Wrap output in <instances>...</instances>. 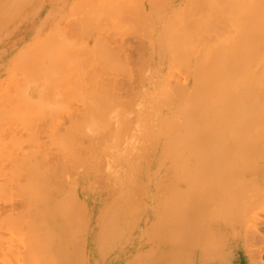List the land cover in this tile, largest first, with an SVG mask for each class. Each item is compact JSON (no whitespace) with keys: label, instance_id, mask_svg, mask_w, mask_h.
<instances>
[{"label":"bare ground","instance_id":"1","mask_svg":"<svg viewBox=\"0 0 264 264\" xmlns=\"http://www.w3.org/2000/svg\"><path fill=\"white\" fill-rule=\"evenodd\" d=\"M14 1H16V0H14ZM14 1L11 0L10 5H12L14 3ZM84 1L87 2V0H84ZM109 1L111 2V0H109ZM131 1L133 2V5H134L133 6L131 4L129 6L131 9L128 8V6L126 5L127 1L125 3L126 6H124V7H123L124 4L121 5L122 4L121 2H123V1H121L120 3L118 2V4H120L121 7H123L122 12L124 11V8L126 9V12L124 11L123 13L118 10V9H120V8H117L118 4H116L117 6L115 5L114 8L113 7L108 8V6H107V8L111 12L110 8H113L115 10V7H116L117 8L116 12L119 11L118 12L119 14L116 13V15L117 14L120 15L121 13L125 15V13L127 14V12H128L127 10H129V9L132 11V12L129 11V13L130 12L133 13L134 11L139 10V11H136L134 13V14H136L135 17L133 16L134 14L130 13L132 15V16H130V14L128 13L129 15L126 16L127 19H125V16H123L121 14L119 16V17H121L120 21H118L119 20V18H118V20H116V23L115 22L114 23H115V25L118 24V25H120V27H122L121 24H119V23L123 24L124 22H127L128 20L130 22L134 21L133 23H131L135 27L132 30H134V32H135V29H136L139 32H141L140 34H143L140 36L141 37L140 42L143 41V43H145V44H146V42L144 40H142L143 36L145 38L150 36V42L148 44L149 51H148L147 55L143 56V54H146V53L142 52V50L147 52L146 45H144L143 43H141L139 45V46H141V49H140L141 52L140 53H143V54L139 53V55H140V58L143 57V59H142V64L140 63L141 62L140 58H139L138 62L140 61L139 63L144 66V67L143 66L140 67L139 72H143V71H140L141 68H142V70L146 71L145 67H148V64L149 65L152 64L155 66L153 68L151 67L152 70L150 73L148 71V73H149V75H151V77H149L147 79V82H145V84L143 85L144 86L142 89L143 92L142 93L139 92V94H142V96L139 95L140 100H137V98H138V96L136 97L137 94L136 95L133 94V96L130 95L132 98L136 97V98H133V100L136 99L135 102L132 101L131 97L125 95L126 97L131 98L130 100L132 101L131 102L128 98H127L128 101L126 100L127 101V103H126L127 107L129 105H131L128 103H132L131 106H133V109L131 106H129L131 108V110H133V112H134V114H132V117H131V113H130V116L126 115V113H128V111L130 109H129V107L128 108H126V106L124 107L125 103L122 104V107H124V109L126 108V110L129 109L128 111L122 110L123 108L121 109L122 111L118 110V106H117V105H119V103H118L116 105L117 110L115 111V109H114L115 113L112 110L109 112L110 114H112L110 116L108 114V112H106V111H108L107 109H109V110L112 109V106L115 104H113L111 106L109 103H115V102H113V101H115L114 98L117 97V95L118 96L123 95L121 93L119 94L118 93L119 91L117 89L114 90L113 92L111 91V90H113V87L112 88H110V87L111 86L116 87V84H118V82L115 78V77L118 78V76L114 77L112 74H114V72L116 71L115 74L122 76L123 75L122 71L125 70L123 68H125V66H128V65H125L126 62L122 61L124 59L122 58L123 53L121 52L120 49H119L120 51L118 49L113 50L114 52L115 51L116 52L115 53L111 52L113 54V55H111L110 51L112 50V48L110 50L109 49L110 46L109 47L107 46V50H110V51H108V52L106 51V53L107 54L110 53L111 57L114 56V54L118 55L120 52L122 53V55H118V57L115 55V57H112V58L109 57V60H107L108 58L106 59V62H109L111 60L107 64V66L109 68H110V66L113 65L111 67L112 69L110 68L111 73H110V70L107 66H102V68H103L102 70L105 72L101 71L99 66L94 64L96 59L94 60L93 64L96 66V70L98 68V70L101 71V72H99V71L95 72V75L97 73L100 74L102 72L104 74L103 73L100 74V75H102L101 76L102 78H100V76H98L99 74H97L98 77H96L93 73L94 76H92V77L99 79V80L97 79V82L99 81L98 85H99V89H100L98 93L100 95H102V97H103V95L105 97H103L104 101L102 99L103 102H101V100L99 101V99L102 98L99 94L98 95L100 98H98V95L97 96L95 95L96 93L92 92L93 95H95V97L94 96H92V97L95 98L96 102H98V101H99V103L101 102L102 105L99 106V104H98L99 109H100V107L103 106L102 107V110H103V108L105 106L103 112L106 109V111H105L106 117L108 115L107 124H108L109 129L110 130L112 129V131L107 130L106 127H103L102 129H101V127L100 128L98 127L100 125H98L99 122H97L98 120H96V119H98L99 115L97 114L98 116H97V118H95L96 112L93 111V108H91L93 111L91 113L93 115H91V114L89 115V110H91L90 106H88L89 107V110H87L88 112L85 110L86 111L85 113H88L87 116H85L86 114H84V111L83 112L81 111L83 113L82 115L79 114L78 111H80L82 109H78V107H76V111L73 114V111L75 110V108H73V105L79 104L78 106L81 107V106H83V104L81 103L82 105H80V103H78L77 98L78 97L82 98V97L80 95L78 96V92H76V90L72 92L69 89V92L68 91L65 92L68 88H70L69 85L71 86V88L75 89V86L74 85H73L74 87L72 86V82H73V84H76L77 81L75 80V83H74V79L73 80L70 79L71 77L73 78V76H71V75L70 76L68 75L69 78L67 75H65L66 76L65 77L64 76L65 70H64V72H61L60 68H62V67H58V66H60V64L63 65L64 67L66 65V62L62 60L63 58L62 59L60 58L62 53L65 52L64 48H63L64 46L62 44H61L62 46L56 45V48H55V44H57L56 41H59L61 43L63 38L60 37L61 39H56V41L53 40L56 43L52 44L51 46H50V44H48V46H50V48H53V45H54V48L56 49V50H54V48H53V51H52V49H50L51 51L49 52V54H48L49 50H47V52L45 51L48 54L49 59H46L47 57L44 58L45 56H47L45 54H44L45 55L44 57L42 56L44 59L47 60L46 62L49 61L48 67H47V64L45 63L47 68L45 69V66H44V69H42L45 71V75H48L49 74L48 72L51 73V72H54V71L56 72L57 70H59V72H57V73L58 74L61 73V75L63 73L62 77L64 76L63 77L64 78L63 79L64 84H66L70 80L69 83H71V84H69L68 86L63 85V82L62 83L60 82L61 84L58 83V84H60L58 87L59 89H61L60 88L61 85L64 87L63 90L66 89L65 91H63L62 89L59 90L62 93V96H61V93L59 92L60 93L59 97H61L64 100V102H61L62 100H59L58 102L67 103L68 105L70 104L69 106L68 105L67 106H68V108H72L71 110L69 109L71 112L68 111V108H67V110L63 109L69 113V115H68V113L66 111H63L61 109L62 112L64 113V115H63V113L61 112V115L64 117H62L60 114L58 115V113H60V111H61L59 109L55 110V111H54V109H52L53 110L52 113L54 112L53 117L54 116L56 117L58 115L57 116L58 119L60 117H62L63 119L67 118L68 120L70 119L69 120L70 125L66 126V128H68L67 129L68 132L66 131V128H65L66 133L65 132L64 133L66 135H72V136H73V134L74 135L77 134L78 136H77V141L74 140L75 145L74 146L72 145L69 147V145L74 143L73 140L65 138V137L63 138V136L59 135V134H61V133H59L61 131H59L57 133V130H55V134L52 132V134L55 135L54 137L57 138V140L55 141V140H53V139H55L54 137H53V139H52V137H50L52 139V141H55V143L57 141L60 142V143L57 142L56 144H52L54 146L53 147L54 148L53 153L57 154L59 152V151L57 152V150L61 149L63 151L60 150L59 154L62 153L63 155L57 154L58 157H60L62 155L61 156L62 158L60 157V159L59 158L56 159L57 158L56 154L54 155L52 153L53 154V156H52V154L47 152V150H46L47 148H44V147L41 148L42 151H40V152L46 151L47 152L46 154L49 155V156L47 155L48 158H50L52 156L57 161L53 158L54 161H53V159H51L52 161L49 160L48 162H50V163H48L47 162L48 159L46 160V158H47L46 156H45V159L40 160V162L43 161L42 162L43 166L47 165V164H49V165L51 164L52 166L50 165V167H49L47 165V166H45V168L47 167L46 169L48 170V167H49V171H50V168H52L53 172L50 173L49 171H47L48 174L51 175L50 176L51 179H49L48 178L49 175L47 174V178L49 180L46 178L45 173L41 172L42 170L40 171L41 174L43 175L42 177H41V174H40V177L37 176V174H36L37 171L34 172L37 176V179L39 180V186L42 185L41 187H43L41 189V188H38L39 186H37V191L39 189V191H40L39 193H43V191H45V190H46V192L48 190L50 192L51 191L50 189L45 188V190H44V187H46L44 185H47V182L50 183L49 182L50 180H51V183H52V181L55 182V183H53L55 185H53V184H52L53 186L48 185V187L49 186H51V187L57 186L58 188L60 186H66L67 183L64 180H68V179L73 180V178L69 177L71 175L70 173H72V171H74V170H75V173H77L76 170H77V168H79V165L81 164L80 163L81 160L84 159V157H83L84 154L83 155L81 154L83 152V150H81L82 151L81 152L79 150V146H78L79 144L82 145V143L81 142L79 143L78 141H79V138H83V139L85 138L84 141L87 139L85 136L82 137V135H80V134H83L82 132H84V130H85L81 127H84L83 124H85V122L87 121V118H86V121L84 123H83V121L85 120V117H88V115H89V116H91L90 122H92V123H94L95 121L96 122H95V124L91 123L92 128H90L91 127V125H89L90 123L89 124L86 123L90 127H87L86 124H85V126L90 129L89 130L90 132H95V131H93L95 129V128H93V126L96 127L98 125L97 127L99 128V131L97 130L98 128L95 130L102 133V135L104 136V137L101 136V138L102 139L104 138V139H103V141H101L103 143V145H102V143H100V145L103 146V150H104V152H106V155L102 152L103 155H105L108 158L106 161L108 162V160H110L106 164V165H108L109 170H108V172H106V173L104 172V173L106 175L110 171V174L112 173L114 176L113 181L116 182V187L114 189L115 190V196L113 195V197H115L117 204L114 203V200L112 203L116 205V208L118 211L117 215H121L119 210L125 211L130 207L129 201H131V200H129L130 199L129 197L136 194V191H134V190H137L136 187L134 190H132L135 192V194L132 191L131 192L133 195H131V193H130V187H132V186L134 187L135 185L137 186V183H134L135 185L133 184V182H137V180H134L135 179L134 177H132L134 179L131 180V175H132L133 171H135L134 173H137V171L135 169L136 168L138 169V167L140 168L141 167L140 164L144 167L143 170H146L148 167L145 165L149 164V163H147V162H149L148 156L151 157V159H152L153 158L152 154H154L155 150H157V149H161V150L163 149L164 150V152H163L164 156H162L160 154V153H162L163 150L162 151L160 150V153L158 155L159 156L161 155V159H163V160H165V158H162V157H166L165 162H166L167 166L166 165L165 166H166L167 170H165V171L163 169H162L163 171L161 170L162 175L165 174V172H166V175L165 176L163 175L162 178L160 177L161 179H158L159 178L158 176L159 175L161 176V173L160 174H155V173H158V171L160 172V170H158V171L153 170V171H155V173H153L154 176L152 175V177H155L157 175L158 178L157 177L155 178V179H157V181L155 180V183H152L153 184L152 186H154V184L155 185L160 184L163 181V179L165 178L164 179L165 185L162 182V184H160L158 186H161V191L163 189H164V191H166V190L167 191L164 192L165 199L162 196L163 191L162 192L161 191H159V192L155 191L154 192V194H155L154 196L156 198H157V196H156L157 194H160V196L158 195L157 199L154 197L156 199L155 202H153V200H155V199H152V202H153L152 205H155L154 207L152 206V210H153V208L155 210V207L157 208L160 206V208L157 209L158 211L155 210L152 212H153V214H157V215H154V219H156V218L159 219L160 217L158 216V214L160 213V210L162 209V207L165 205L164 211L166 210L165 212H167V214L163 213L164 215L165 214L166 215L165 216L162 215L161 218L163 220L167 219V218L168 219H167V221H165V225L163 224V222H162L163 226H162V224L156 225L157 227L160 226L158 229L155 226V224H153L152 222L150 223L152 225V227L150 226L149 228L147 227L148 225H150L149 222H148V225L144 224L146 226L145 231H150V230L152 231L153 230L155 232V234L153 231H152L153 233H151V231H150V233L147 236V235H144V231H142V236H140V235L139 236L140 237L146 236L147 239L144 237L145 238L144 240L146 241V243L144 241H142L145 243V244H142V242L140 241V243H139L140 245L145 246L147 243L153 242L152 237L149 238V236L150 235L152 236V234H154L155 237H153V238L156 241L158 239V237L156 236L158 233L156 234V232L161 229V231H159V234L161 232L163 234L165 229H166L167 233L165 232L166 235L165 234H163V235L165 237L168 236V238L165 239L163 237L164 239H160V240L158 239L161 243H163L162 242L163 240L164 241L166 240L164 243H167L166 253L163 254V259L164 258L166 259L165 260L166 264H264V0H153V1L149 0L150 2L148 1V4H150V3L152 4V5L150 4L152 6V7L150 6L151 10L148 13H146V11H145L144 14H148L147 18L148 19L150 18V19L147 21L149 22L152 19L157 24V29H158L157 33H155V32L148 33L147 32L148 34H146V35L150 34L149 36L144 35L145 34L144 30L147 29L146 26L148 27V25H149V27H150V24L146 23V21H145L146 17L143 19L142 18L143 15L139 14L141 12V9L139 8V6H140L139 2L141 3L143 0H140L139 2L137 1L138 3H136V4H134L136 0L135 1L131 0ZM78 2H80V0H78ZM88 2H89V0H88ZM132 2H130V3H132ZM9 3L10 2L7 3V7H11V6H9ZM78 4H75V5H78ZM92 4H91V10L93 7ZM101 4L102 3H100V4L98 3L97 7ZM109 4L110 3H108V5ZM169 4H171V5H169ZM3 5H0V6L3 7ZM75 5H74V7H75ZM84 5H85V3H84ZM135 5H137L138 9H136ZM18 6H21V5H18ZM111 6H113V4ZM7 7L5 6V8H3V9H5V11H6ZM103 7H106V5H104ZM17 8H19V7H17ZM82 9H83V7H82ZM7 10H8V8H7ZM89 10H90V8H89ZM96 10H97V12H99L97 8H96ZM102 10L107 11L106 9H102ZM8 11H9V13L10 12L12 13V11H10V10H8ZM74 11H75V9H74ZM74 11H73L72 15H75L76 16L75 18H77V15L78 14L80 15V13H81L80 12L81 9L79 10L80 13H78V14L76 13L77 15L74 14ZM1 12H3V14H1ZM82 12H83V10H82ZM86 12H88V11L86 10ZM100 12H101V10H100ZM113 12L114 11H112L111 13H113ZM137 12H139V13L137 14ZM13 13H15V12H13ZM142 13H143V10H142ZM0 14L3 15L2 16L3 18H0V19H3L4 23L6 24L4 18L6 16L7 17L6 20H8L9 15H7V14L4 15V10H0ZM95 14L97 17H99V15H97L98 13L95 12ZM102 14H103V12H102ZM104 14H105V16L104 15L103 16L106 19V13L104 12ZM107 14H108V17H109V15H112L115 17L114 14H110V13H107ZM16 15H15V17H16ZM82 15L83 14H81V17H82ZM86 15H88V14H86ZM103 16H102V20H103ZM138 16L139 17L141 16V19ZM87 17H89V15ZM128 17H129V19H128ZM132 17H133V19H132ZM134 18L135 19L139 18V19H137L138 21L141 20L143 23L144 22L145 23L143 24L142 22H138ZM77 19L78 20H74V21L78 22L80 19V16H78ZM81 19H83V18H81ZM110 19H112V18L110 17ZM69 20H71V19H69ZM72 20H71V22H72ZM3 21L0 20V23L2 22L1 24H3ZM9 21H10V19H9ZM9 21L7 23H10ZM82 21L84 22V20H82ZM89 21H90V19H89ZM97 21H98V19H97ZM99 21H98V24H99ZM104 21L105 22H107V21L103 20L102 23H104V25H105ZM135 21H136V24H135ZM108 22H109L108 24H110V21H108ZM111 23H112V21H111ZM150 23H152V21ZM72 24L75 26V24H77V23H75V24L72 23ZM139 24H141L143 26L142 28L145 27V29L142 30L141 26L139 27ZM80 25H83V23ZM86 25H87V23L84 26L86 27ZM115 25H112L111 27L112 28H113V26L118 27V25L117 26H115ZM151 25H153V24H151ZM92 26H94V25L92 24ZM106 26H107V23H106ZM137 26L141 30L136 28ZM0 27H2V26L0 25ZM4 27L5 26H3V28ZM81 28H83V27L81 26ZM84 28H83V30H84ZM112 28H108L106 30L108 32V35L112 33L113 34L112 36H114V32L110 33V31H111L110 29H112ZM93 29H95V28H93ZM101 29H103V27ZM118 29H119V27H118ZM63 30H64V28H63ZM76 30H78V29H76ZM86 30H84L85 33L86 32L88 33L86 35H89V33H91V31L89 30L90 32H88V30L87 31ZM106 30H105V33H106ZM0 31H1V28H0ZM78 31H79V34L82 32L84 33V31H82V29H80V28ZM138 31H136L135 34L137 33L138 37H139L140 34ZM155 31H157V30H155ZM101 32H100V35L103 34V32H102V34H101ZM53 34L56 35L55 32H53ZM76 34H78V33L76 32ZM76 34H75V36H76ZM105 35H107V34H105ZM108 35H107V37H108ZM79 36L77 38H79ZM46 37H45V42L49 38L48 36H46ZM101 37H103V35ZM67 38H69V37H67ZM73 38H74V36H73ZM73 38L72 39L70 38V39L73 40ZM96 38L99 39L98 36H96ZM49 40H47V42H49ZM94 40H95V38H94ZM73 41H75V40H73ZM78 41H76V42H78ZM96 41H95L96 44L94 43L95 45H97V43H98ZM104 41L105 40L103 39L102 43H105ZM60 43H58V44H60ZM62 43H64V42H62ZM73 43H75V42H73ZM41 44H43V42H41ZM66 44L68 45V47L70 46L69 45L70 43L68 44V42H67ZM66 44H64V45H66ZM75 44H72V45H75ZM67 45L65 46L66 49L68 48ZM95 45L93 48L96 47ZM36 46H35V48L31 49V53L29 50V54H28L29 57H30V55H34V54H32V52H33L32 50L36 49ZM48 46H47V48H48ZM59 46L62 47L60 49L63 51H60ZM86 46H87L86 44L82 45V47L85 49L87 48ZM96 48H98V46ZM104 48H106V47L104 46ZM90 49L91 48H89V52L86 50V53L88 52V54H89ZM92 49H91V51H92ZM95 49H93V50H95ZM98 49H100V47ZM39 50H37L38 51L37 53H39L38 56L40 58ZM100 50H102V49H100ZM54 51H57V52H54ZM66 51H68V50H66ZM72 51L69 50V52L72 53V54L71 53H69V54L72 55L73 58H75L74 55L75 54L77 55V52L81 51V49L77 52L75 51L74 55H73ZM97 51H99V50H97ZM34 52H36V51L34 50ZM45 52H42V53H45ZM60 52H62V53H60ZM94 52L95 51H93V54H94ZM155 52H156L155 58H157V59L153 63L152 61L151 62L149 61L152 58L150 56V54H153ZM37 53H35V54H37ZM58 53H60L61 55H59ZM67 53L65 52V54H67ZM65 54H64V56H65ZM88 54L87 55L83 54V55H84V57L87 56V59L90 60L91 58L90 59L88 58ZM93 54H92V52L90 53V55H93ZM97 54H98V52H97ZM57 55H59V56H57ZM83 55H81V56H83ZM148 55L150 56L149 59L146 58V57H148ZM56 56H57V58L60 59L61 62L59 61V59H58V61L55 60ZM67 56L68 55H66L65 57H67ZM95 56H96V54H95ZM108 56H106V57H108ZM33 57H35V56H32L31 58H29L30 60H28L27 58L25 59L24 62H27L26 60H28V62H29V63L27 62L28 66H27V63H24L26 65L23 66L22 65L23 62L21 64V61L19 63L20 65L18 64L20 67L22 65L23 69L25 70L24 72H23V70L21 72H23L22 73V74H24L23 76L28 77V78L25 77L26 81L28 79L34 80L37 72L38 73L36 75V80H37V77L39 76V74L40 75L44 74L43 73L44 71H42L40 68H38L39 70L37 69L38 71L36 70L38 65H37V67L35 65V68H34V66L31 64V63L35 62V61L31 62V59L32 60L34 59ZM93 57H92V59H93ZM99 57H101V56H99ZM135 57H137V55ZM37 58L38 57L36 56V59ZM51 58H53V59H51ZM96 58H98V57H96ZM119 58L123 64H119V63H121L119 61ZM76 59L78 60L77 57L75 58V60ZM116 59H118V60H116ZM134 59H136V58H134ZM50 60H51V62H50ZM54 60H55V63L59 62L58 66L54 64ZM75 60H74V64L72 63L74 67L76 64H78V63L75 64ZM99 60H101V61H99ZM99 60L98 61H99V63L101 62V64L103 62H105V61H103V59L99 58ZM84 62L86 63V59H85V61H83V63ZM106 62L103 65H106ZM63 63H65V65ZM87 63H88V61H87ZM99 63H98V65H99ZM114 63H116V64H114ZM139 63L137 64L138 66H140ZM29 64H31L33 67L30 66ZM33 64H36V62ZM80 64L81 63H79V65ZM49 65H51V67ZM79 65H78V71H79V68L80 69L82 68V67H79ZM120 65L123 66V68H121L122 71L120 69ZM12 66H13L14 70H16V67H17L18 71H19V69H20L19 66H16L15 68H14V64ZM12 66H10V67H12ZM56 66L58 67V69H56V70L55 69L53 71L47 70V69H49V67L52 69V68H56ZM80 66H82V64ZM83 66L85 67L86 65H83ZM116 66H118L119 69H117L118 67H116ZM39 67H40V65H39ZM64 67H63V69H65ZM70 67H72V66H70ZM74 67H72V69ZM28 68H29V70H27ZM130 68L131 67H126V70L129 69L128 70L129 75H127V77L130 76V78H131L134 75V73H135V75H134V77H135L136 73L138 72L139 67L135 69L137 71L130 69ZM13 69H11V70H13ZM33 69H35L33 72L35 74H33L31 72ZM105 69L108 71H106ZM93 70H95V69L93 68ZM131 70L133 71V73H131L132 72ZM46 71H48V72H46ZM83 71H84V69H83ZM118 71H120V72H118ZM27 72L28 73L30 72V73L28 74ZM69 72H68V74H69ZM72 72L75 73L76 70H74V71L72 70ZM72 72H70V73L72 74ZM89 72H90V70L88 71V74H89ZM92 72H94V71H92ZM92 72H90V73H92ZM41 73H43V74H41ZM107 73H109L108 74L109 77H107L108 76ZM120 73H122V74H120ZM128 73L126 71V74H128ZM138 73H137L138 77L136 76L137 78L136 77L135 78L137 81L139 78L142 77V79H140V82L137 81L140 88H142L141 87L142 85H140L139 83L143 82V80L145 78V75H144L145 72H143L144 73L143 76H141L142 73H140L141 77L138 75ZM146 73H147V71H146ZM30 74L33 77L29 76ZM52 74H54V73H52ZM75 74H77V73H75ZM85 74H86V72H85ZM85 74L83 73V75H85ZM110 74H111V77H110ZM126 74H124V77L126 76ZM49 75H51V74H49ZM103 75L106 78H104ZM29 77H31V78H29ZM41 77H44V75L40 76L39 78L41 79ZM54 77L57 79L62 78V77L58 78L57 76H53L52 77L53 81L50 80V82H49L50 84L47 83L48 86L49 85L51 86L52 83H53L52 86L55 84ZM74 77L77 80L79 79V78H77L78 76L76 77L74 75ZM84 77H86V76H84ZM127 77H125V78H127ZM14 78L13 79L9 78L8 79L9 82L6 81V79H5L6 83H4V84L6 86L4 84H3L4 87L0 86L1 87L0 92L2 93V96L4 95L3 93H5L4 96L7 98V99L5 98L4 100H2V103H1L2 107L0 105L1 110H2V108L5 107V105H3V104L5 102H6V104H8V102H9L11 107H13V105L15 104L14 105L15 109L14 108L11 109L12 114L16 111V109H19L20 111L23 110V112L21 111L22 113H24V111L29 112L30 111V109H29L30 105H33L32 108H34L36 105L33 103L31 104L30 102L26 101L27 105H29L28 103H30L29 108H28V106L26 105V103L23 99L24 98L23 95L18 93L19 90L21 91L23 88H25V84L23 83V80L22 81L20 80L21 76L19 78V75H18L15 78V80H14ZM47 78H48V76H47ZM65 78L67 79V81ZM107 78H109L110 80H108ZM127 79H126V81L134 80L132 78H131L132 80L129 79V77ZM30 80H28L29 82L27 81L28 84L31 82H33V84L35 82H37L36 80H34L35 82L34 81L30 82ZM87 80H89V79H87ZM90 80L88 81L89 85H91V87H94L93 85L96 81L94 82L93 80L92 81H90ZM102 80H104V81H102ZM114 80H116L115 82H117V83L116 84L114 83V85H113ZM16 81H17V83H16ZM46 81H44V84ZM1 82H4V80H2V81L0 80V83ZM39 82H40V80H39ZM39 82H37V83H39ZM78 82H79V80H78ZM82 82H83V80H82ZM90 82H92V83L94 82V83L92 84ZM102 82H105V83H102ZM109 82L112 85L108 84ZM134 83L132 85L131 84L128 85V87L132 88V86H133V89L136 90V86L134 85ZM12 84L15 87L17 85V87H16L17 90L13 86H11ZM79 84L80 83H78V85ZM86 84H87V82L85 84H83V86ZM103 84H105V85H103ZM1 85H2V83H1ZM7 85L9 87H7ZM32 85H31V87H32ZM89 85H87V86H89ZM107 85H109V86H107ZM118 85L120 86V84H118ZM10 86L12 87V89L16 90V93H18V95L20 96L19 98H18V95H17V97H16V95H14L13 92L15 90L10 89L11 88ZM76 86H77V84H76ZM83 86H82V88H83ZM104 86H107V87H104ZM2 87L5 88L3 90L4 92L2 91V89H3ZM20 87L22 89H19ZM78 87H79L78 88V90H79L80 86H78ZM120 87H122V86H120ZM44 88H45V86L41 87V91L43 90L42 93L44 92ZM46 88H45V90H46ZM87 88H88V90L90 89V87H87ZM102 88L105 90V92ZM107 88H110V89H107ZM140 88H138V90H141ZM7 89L9 90L8 92H10V94L8 93V95H7L8 97L6 96L7 91H5ZM55 89H56V86H55ZM55 89H53V91H55ZM23 90H25V89H23ZM88 90H87V92H88ZM93 90L96 91L95 88ZM108 90L110 91L109 93H111L112 95L111 94L108 95V92H107ZM119 90H121V89H119ZM126 90L127 91H125V92L130 93V91H131V94H132L133 90L129 91V89H127V88H126ZM135 90H134V92L137 93ZM50 91L51 90L49 87V93H50ZM84 91L85 90L83 89V91H81L83 93H81V92L80 93L82 95H84ZM46 92H48V89ZM46 92H45V94H46ZM55 92H53V93L56 94ZM63 92L69 94L68 96H69L70 100H68L69 98L66 99L63 97L64 96ZM74 92L77 93L76 96H78V97L76 99H74L75 96H73V98L71 99L72 95H75V94H73ZM40 93L41 92H39V97L42 94V93L41 94ZM49 93H47V95L44 97L45 98L49 97L48 96ZM70 93H71V95H70ZM113 93H114V95H113ZM11 94H12V96H14V98L16 97L18 102L19 101L21 102L23 100L22 102L25 104V105L21 104L24 107L23 109H20V107L16 108V106L18 104H16L15 102L13 103L11 101ZM51 94L52 93H50V95ZM88 94H89V92H88ZM110 95H111L112 99H111ZM4 96H3V98H4ZM51 96H53V94ZM51 96H50L51 99L50 98L49 99L52 100V102L55 101V99ZM121 96H120V98L125 97L124 95L122 97ZM44 97L40 98L42 103H44V101L49 100L48 98H46L47 100L44 99V101H43L42 98H44ZM107 98H109V99H107ZM1 99H2V97H1ZM85 99H87V98H85ZM85 99L83 97V100H85ZM96 99H98V100H96ZM119 99L116 101V103L119 101L121 103H123L122 101L125 100V99H123V100L121 99L122 100L121 101ZM65 100L69 101V103L66 102ZM3 101H5V102L3 103ZM74 101L77 103H75ZM79 101L81 102L82 100L79 99ZM85 101H87L89 103L88 99ZM0 102H1V100H0ZM10 102H12L13 105H11ZM87 102H84V104ZM104 102H106V105L103 104ZM49 103H50V101H49ZM55 104H58V106H60L59 103H55ZM87 104L84 105V109H85V107L88 108L86 106ZM21 105H19V106H21ZM53 105H54V103H53ZM62 105L64 106V104H62ZM88 105H91V104H88ZM25 106H26V108H28L27 110H26ZM63 106H61V107H63ZM6 107H8V105ZM92 107H94V106H92ZM119 107H121V106H119ZM9 108L10 107L7 108L8 109L7 112H9L8 113L9 118H10V115H11V117H15V114L16 115L17 114L23 115V114H21L20 111H19L20 113L17 111L18 113L16 112L12 115ZM5 109H3L4 110L3 111L4 113L2 112L3 115H1V113H0V118L2 116H4V117H2V119L7 117V112H6L7 109L6 110ZM35 109H37V110H35V111L33 110V112L31 111L32 114L29 112L31 115H29V113H27L28 115L26 113H24V115H26V118H29V116L32 118V116H33V119L37 120L40 117L39 114L43 115L41 108H39V109H41V112L38 111L37 107H35ZM47 110L48 109L44 108V111H47ZM94 110H96V109H94ZM131 110H130V112H131ZM34 112L38 114V117H37V114H35ZM49 112H51V111L48 110V114H49ZM55 112H58L57 115ZM65 112H66V114H65ZM77 112H78V114H77ZM100 112H101V110H100ZM103 112H101L102 115H103ZM52 113H50L51 117H52ZM71 113H72V115H71ZM45 114H46V112H45ZM75 114H76V116H75ZM34 115L37 118H34L35 117ZM65 115H67V117H65ZM47 116L46 117L45 116L40 117L41 121L43 118L44 119L50 118L49 116L48 117ZM73 116L76 118L75 120L73 119L74 118ZM92 116H93V118H95L93 120L94 122L92 121ZM53 117H52L51 121L53 120ZM77 117H79V118L77 119ZM129 117H130V120L132 119L131 122L129 121ZM24 118H25V116H24ZM57 118H56V120H57ZM82 118H84V119H82ZM88 119H89V117H88ZM30 120L31 119H29V121L27 120L28 124H29V122L31 123ZM133 120L135 122L134 126L131 125V123L133 124ZM37 121H39V120H37ZM74 121L75 122L77 121V123H74ZM71 122H72V124H71ZM0 123H1V121H0ZM64 123L65 122H63V124ZM103 124H104V122H103ZM75 125H76V128L71 129V128L75 127ZM28 127L30 128V126H28ZM57 127H58V125H57ZM64 127H65V125H64ZM79 128H81L82 130ZM69 131H71V132H69ZM89 131H87V132L85 131L86 132L85 134H87L88 135L87 137H89L88 141H91V140H89L90 134L92 135L93 133H90ZM72 132H73V134H71ZM77 132H79L80 134ZM88 132L90 134H88ZM95 133L97 136L94 134L95 137L93 136L94 139L91 138L92 140H95L96 137L100 136V133H99V136H98L97 132H95ZM31 134H32V132H31ZM85 134H83V135H85ZM56 135L58 137L60 136L61 138L58 139V137ZM79 135H80V137H79ZM32 137H33V134L31 136V139H32ZM64 139H65V141H64ZM72 139H76V137L74 136ZM97 139L99 140V138H97ZM36 140H37V138H36ZM66 140L68 142H66ZM132 140H134V142ZM49 141H51V140H49ZM80 141H82V139ZM88 141L85 142L86 145L90 144ZM97 141H95V143H96V145L99 146L98 142H100V141H98V142ZM32 142H34V139H32ZM36 142H39V140ZM66 143H67V145H66ZM57 144H58V148L56 146ZM92 144H94V141ZM1 145L3 146V143ZM36 145H37V143H36ZM59 145L62 146L63 148L61 147L59 149V147H60ZM83 145L81 147H84ZM55 146H56V149H55ZM76 146H78V147H76ZM89 146H91V145H89ZM120 146H122V147H120ZM71 147H72V149H71ZM66 148H68V149H66ZM69 148L71 150H74L73 148H75L76 150H79V151L78 152L75 150L71 151ZM92 148H94V147H92ZM120 148L124 152L122 150H120ZM4 149H5V151H4ZM97 149L98 148H96L95 150H97ZM43 150H45V151H43ZM65 150H70V151H67V152H69V153H67ZM119 150L122 151L123 153H125L124 155H123V153H121L125 159L123 157H119L117 155L119 153ZM48 151H50V149ZM84 151H85V155H86V153L88 151L85 149H84ZM165 151H166V153H165ZM3 152H6L5 147L3 148ZM24 152H25V150H24ZM51 152H52V150H51ZM72 152H74V155ZM99 152H100V150H99ZM99 152H97V153L99 154ZM75 153H76V155H75ZM90 153H88V155ZM93 153H95V152H93ZM150 153H151V156L149 155ZM66 154H68L69 157L73 156L74 159H73V157H71L70 160H68L69 157H66L67 156ZM98 154H96V155H98ZM101 154H100V156L103 157V155H101ZM111 154L113 155V157L109 158L110 156L108 157L107 155H111ZM144 154L146 155V157ZM78 155L79 156L81 155V157H79ZM125 155H127L128 158H126ZM23 156H26V155H23ZM86 156H85L86 160H87V158L88 159L92 158V156L90 158H89V156H87V158H86ZM105 156L103 157L104 158L103 161H105V158H106ZM39 157H36V159ZM41 157H44V155H42ZM64 157H66V158H64ZM82 157H83V159H82ZM101 157H99L98 160H101L102 159ZM75 159H77L78 161L73 162ZM58 160H61V162ZM64 160H67V162L66 161L64 162ZM154 160H155V157H154ZM88 161H90V160H88ZM91 161L95 162V158H94V160H91ZM159 161L163 162L162 160H159ZM10 162H12V161H10ZM52 162H54V163H52ZM56 162L57 163L59 162V163L57 164ZM72 162L73 163L77 162L80 164H73ZM100 162L105 163V162H102V160ZM100 162H99V164H101ZM27 163L25 164L26 166H27ZM55 163L57 165H55ZM65 163H67L66 166H63ZM88 163L89 162L86 163L87 165L85 163H83V164H85L86 168L88 166ZM7 164H8V162H7ZM53 164H54V166H53ZM68 164H70L72 167H67ZM90 164L93 165L92 162H90ZM99 164L96 165V163H95L94 165H96V167H99ZM163 164L164 163L158 164V166L161 165V167H162ZM29 165H32V163ZM70 165H68V166H70ZM57 166H58V168H57ZM75 166H77V168H75ZM83 166L84 165H82V167ZM104 166H105V164H104ZM104 166H102V168L100 169L101 171H102ZM13 167H14V164H13ZM17 167H19V166H17ZM17 167L15 166V168H17ZM22 167H23V165H22ZM33 167H31V168L34 171ZM66 167L69 168V170L71 171L69 173V176H68V173L64 174V173H66V171L67 172L69 171ZM82 167H81V169H82ZM89 167L90 166H88V169L91 170L92 168L91 167L89 168ZM161 167H157V168L161 169ZM26 168L28 170V166ZM31 168H30V170H31ZM37 168H38V166H37ZM45 168H44V170H45ZM55 168H57L59 170H57ZM72 168H74V169H72ZM157 168H155V169H157ZM2 169L4 170V168H2ZM38 169H36V170H38ZM60 169H64L63 171L61 170L62 172H64L65 170L66 171L64 173H62L60 171ZM83 169H85V167ZM88 169H86V170H88ZM117 169H121V172L119 171V173H121V175L117 174L118 173ZM14 170L15 169H13V171ZM19 170H20V168H19ZM98 170L96 168L94 171L96 172ZM25 171H26V169H25ZM33 171H30V172L32 173ZM58 171H59V173H58ZM101 171H99V172H101ZM2 172L4 173L5 171H2ZM15 173H16V171H15ZM34 173H32V174L35 175ZM37 173H39V172H37ZM145 173L146 172H144L143 175H145ZM17 174H20V173H16L15 175L17 176ZM27 174L28 173L26 172L25 177H28ZM73 174L74 173H72V177H73ZM81 174H84V172H82V170H81ZM110 174H108V175H110ZM9 175L11 176L12 173H9ZM65 175L68 176L67 179H64ZM105 175H103L102 178L106 179L107 177L105 178ZM22 176H24V174ZM53 176H55L56 178H54ZM132 176H134V175H132ZM12 177L16 178L14 176V174H13V176H11V178ZM43 177H44L45 181L41 179ZM81 177H83V176L81 175ZM96 177H99V175L95 176V178ZM145 177L150 178L149 176H145ZM53 178L54 179L58 178L59 180L57 179V181H59L60 183L55 181ZM61 178L63 179V181H61L62 180ZM76 178L77 177H75V179L73 180L76 184L73 182L71 183L75 186H77V184H78L76 182V180H77ZM85 178L87 179V175ZM46 179H47V182H46ZM100 179H101V176H100ZM109 179L111 180V179H113V177H111ZM27 180H30V178H27ZM40 180L42 181L41 183H40ZM118 180L119 181L122 180V182L124 183L125 186H122V185L120 186L119 182H117ZM139 180H138V182H139L138 184L140 185V187H142L143 183L141 180L140 181ZM158 180L159 181L162 180V181H160L158 183ZM32 181L34 182V184H35V182H37L36 180H32ZM91 181L93 182V180H91ZM102 181H105V180H102ZM94 182H95V180H94ZM111 182H107V183H109L108 184L109 186L111 185L110 184ZM148 182H149V180H148ZM27 184L29 185L31 183H29V181H28ZM36 184L34 185L35 188H36ZM96 184H97V186L100 185L97 188H99V190L100 189L102 190V188H100V187H102L104 183L102 182L100 184V181L98 180ZM146 184H150V183H146ZM15 185H17V184H15ZM28 185H26V187H25L26 189L28 188L27 187ZM73 185H70V186H72V188H75V186H73ZM32 186L30 185L28 189H30V187H32ZM67 186H68V184H67ZM70 186H68V187H70ZM112 186H114V185H112ZM164 186H165V188H163ZM91 187H92V185H91ZM166 187H167V189H166ZM63 188H61V189L64 191ZM97 188L95 190H97ZM148 188H150L149 185H148ZM26 189H24V191H26ZM66 189H68V188H66ZM69 189L72 190L71 188H69ZM81 189L84 190L82 187H81ZM81 189L79 191H82ZM103 189L105 190L106 187L105 188L103 187ZM143 189L141 188L139 193H141V191ZM0 190H1V188H0ZM104 190H102V191H104ZM152 190L153 191L154 190H160V188L152 189ZM30 191H32V190L30 189ZM63 191H60L62 195H64L65 192L68 194L67 190L64 191V193H62ZM90 191H91V189H90ZM92 191H91V194H92ZM35 192L36 191H34L33 194ZM46 192H45V196H46ZM49 192H47V194ZM73 192L71 191V193H70V191H69L68 195L72 196ZM106 192H108V191H106ZM160 192L162 193V195ZM20 193H21V191H20ZM27 193H29V192H27ZM27 193H26V195H27ZM57 193H55V191H54V193L52 194V192H51L50 194H52V195L49 197L47 196V197L51 198L53 195H56ZM74 193L76 194V192H74ZM100 194H102V192ZM105 194H103L104 195L103 198L104 197L107 198V196H109V194H106L107 196H105ZM141 194H139V195H141ZM144 194H145V192H144ZM152 194L153 193H150V194L148 193V195H150V198H151V196H153ZM36 195H37V193L34 196H36ZM41 195H42V197H41ZM41 195L40 194L37 195L41 199L40 200L37 198L38 201L40 200V202L36 201L37 203L41 204L40 210H38L39 208H37V211H36V209L35 210L32 209L35 213L33 211H31V213H29V214H17L16 213L17 215H9L7 217L3 215L4 217H6V219L3 217L4 223L6 225H7V222H11L14 225H16L17 227L19 226L23 229H27V228L28 229H35V231L32 232L30 230L31 232L29 231V233H25V235H24L25 237L23 236V239L26 238V239H24L25 240L24 243L23 242H17V239H15V238L19 237V236H16V237L13 236L14 239L16 240V243H15V241H11L14 243H11V244L8 243L9 246L7 243H5V241H2L3 242L2 245L0 244L1 245L0 246L1 247V249H0V251H1L0 252V259L1 260L0 261H2L1 263H3L4 262L3 260L6 259L5 261L6 262L8 261V264H10V261L12 262L11 264H14V262L12 260L17 261L20 258L21 260H18L17 262H19V261L21 262L22 258H24V260L22 262H23V264H25L27 259L24 256L27 255L30 258L33 257V259H31V262H29V263L41 264V263H43V259L41 260L42 257L39 259H36V257H39V255H42V253L39 254L40 253L39 249H40V247H43V249L45 250L44 252L46 253V255H45L46 264H116L117 257L119 254V247H120V245H122L124 242L126 243L127 241H125L126 237H124L125 239L123 238V234H124L123 227L121 225L117 226L116 220H117L118 216H116L114 214L116 211H114L113 209L116 210V208H114V206H112V204H111V198L112 197L109 198L110 203L108 202L109 204L108 203L106 204L108 206L111 204L109 207L112 206L110 208L112 215L109 212V208L107 209L104 207L105 209L108 210L107 213L105 212L106 210H104V208H103V206H105V205H103L101 207V209L99 210L100 212L104 213V215L101 214L99 211H98L99 213H97V214H89V215L86 214V217H87L86 219L88 221L87 224L89 223V226L87 228L86 227L87 225H86L85 226L86 229L83 231L84 227L82 229L74 228V225H77V223H75V222L76 221L78 222L80 219L83 218L80 216L81 218L79 217L80 219H78L76 216L73 215V213H75V211H76V210H73L75 207L72 208L74 205H76L75 203H73V202L68 203L67 202L70 206L73 204L71 207L69 206L70 207L69 208L67 203L59 202V201H63L62 199L59 200L57 198H54L57 200H54L55 202H52V203H54L53 205L60 207L59 209H61L63 207L61 210H57L58 208L55 206L50 207V206H53L52 203L47 205V203L49 202L48 199H45L44 198L45 196H43V194H41ZM129 195H131V196H129ZM139 195H138V197H139ZM34 196H32V197L34 200H36L35 198L37 196L35 198H34ZM29 197H30V194H29ZM59 197H61V196H59ZM65 197H67V195H64V198ZM73 197L75 198V195ZM138 197H137V195H135V198L138 199ZM162 197H163V200L165 201V204H164V201L162 200ZM42 198L45 201L44 203L42 201ZM132 199L135 200L134 196ZM49 200H51V199H49ZM74 200H76V199H74ZM159 200H161L163 202L161 203V201H159ZM30 201L32 202L31 197H30ZM30 201H28V202H30ZM56 201L58 203H56ZM140 201L142 203H144V206L142 207V209H144V207L146 208L147 203L143 202L142 200H140ZM77 202H79V200L76 201V203ZM103 202L105 203L104 200H103ZM24 203H23V205H24ZM60 203L63 205H58ZM127 203H128V205H127ZM131 203L132 202H130V205L135 203V201H133L132 204ZM154 203H156V204H154ZM26 204H27V202H26ZM34 204H35V206L37 205L35 202H34ZM44 204H46L47 208L46 207L44 208V206H45ZM81 204H83V201L81 203V199H80L79 205H81ZM138 204L139 203L137 202V204H135V207H136V205H137V207H139ZM157 204H159V205H157ZM161 204H164V205L162 206ZM65 205H67V208L69 209V211H71V210L73 211V212H71L72 214L60 213L61 211L65 212L63 210L66 207ZM77 205H78V203H77ZM33 206L34 205H32L31 207H33ZM84 206L85 205L83 204L84 209L83 208L82 209L86 212V209ZM133 206H131V209ZM48 207L52 208V210L53 209H56V210L52 211ZM149 207H150V205H149ZM102 208L104 211L102 210ZM139 208L141 209V207H139ZM24 209H26V208H24ZM80 209H81V206H80L79 210ZM112 210L114 213H112ZM41 211L44 213H42ZM54 211H59V212L54 213ZM164 211L162 209L161 213ZM108 212L110 215L108 214ZM78 213L79 212L77 211L76 214H78ZM129 213H131V211H128V213L127 212L125 213L127 215V217L129 216ZM134 213H136V212H134ZM125 214H124V212H122V215L125 216ZM137 214H138V212L136 214L132 213V215L129 216L128 218L133 217V216L135 218H140V216H139L140 214L136 217ZM114 215L116 218L111 217ZM166 216H167V218H166ZM120 218H122V216ZM161 218L159 220H161ZM86 219L84 220V218H83L82 222H80L81 225L86 224L85 222L83 223V221H86ZM119 220H121V219H119ZM137 220L138 219H135V222ZM125 221L126 220L123 219V221H122L123 225H124ZM158 222H160V221H158ZM19 224H21V225H19ZM127 224L129 225L130 223L127 221ZM127 224H125L126 227H127ZM22 225H23V227H22ZM16 226H13V227L16 228ZM24 226L26 228H24ZM131 226H133V225H131ZM164 226H166V227L164 228ZM118 227H122V228H120L122 230H119ZM161 227H163L164 231L162 230ZM153 228H155L156 231ZM75 229H77V230H75ZM78 229L82 230V232L80 233ZM130 229H132V228H130ZM147 229H149V230H147ZM129 230H128V232H129ZM76 231L78 233H76ZM120 231L123 232V234H121L122 236L118 235V234H120L119 233ZM30 233H32L30 237L33 239V241H32V239H30V237H28V234L30 235ZM126 233H127V231L125 232V234ZM162 234H160V235H162ZM126 235L129 236L128 234H126ZM26 236L28 237V240H27ZM156 237H157V239H155ZM8 238H6V240ZM119 238H123L122 241H124V242L121 243L120 242L121 240ZM141 239L142 238H140V239L137 238V241H139ZM149 241H151V242H149ZM159 241H157V242H159ZM71 243H76V246H75L76 249L73 248L74 247L73 245H75V244H72V246H71ZM140 245H139V247H140ZM122 247H123V245H122ZM148 248L150 249V251L152 250V248H150V247H148ZM74 249L76 252L74 251ZM135 254H137V252ZM140 254H141V252H140ZM140 254L139 255L137 254L138 259L140 257ZM7 258H9V259L7 260ZM131 259L137 260L136 257H134V255L132 256ZM37 260H39V261H37ZM20 262L17 264H22ZM29 263H26V264H29ZM3 264H5V262ZM134 264H139V262L138 263L135 262Z\"/></svg>","mask_w":264,"mask_h":264},{"label":"rangeland","instance_id":"2","mask_svg":"<svg viewBox=\"0 0 264 264\" xmlns=\"http://www.w3.org/2000/svg\"><path fill=\"white\" fill-rule=\"evenodd\" d=\"M7 1V2H6ZM14 1V0H13ZM21 1V2H20ZM109 0H89V2H88V0H87V2H85L84 0L82 1V0H80V2H78V0H16V1H14V3L12 4V5H10L11 4V0H0V5H3V7L2 6H0V10H4V15L5 14H7V15H9V18H8V20H6V16H5V18H4V20H5V22H6V24L4 23V21H3V19H0V20H2L3 21V24H1L0 23V25L2 26V27H0L1 28V31H0V80L2 81V80H4V82H1L2 83V85H1V83H0V86H3V84L4 83H6V81H8L9 82V78H16L18 75H19V78H20V76H21V81L23 80V83L25 84V88H23V89H25V90H23L21 87L19 88V89H22L21 91L19 90V94H22L23 95V99H24V101H25V103H26V105H27V102H30L31 104L33 103V104H35L34 106L35 107H37L38 108V111H40L41 112V109H42V113H43V115L42 114H39V116L40 117H46L47 115L50 117L49 119L47 118H43L42 119V121H41V119H40V117L37 119V120H39V121H37V120H35V119H33V116H32V118L29 116V118H26V115H24V113H31L32 114V112H33V110L35 111V110H37V109H35V107L34 108H32L33 107V105H30V103H28L29 105H30V108H29V105H27L28 106V108L30 109V111L29 112H25L24 111V113H22L23 112V110H19V109H16V111L14 112V113H16L17 111L19 112H21V114H23L24 116H25V118H24V116L23 115H16L15 114V117H11V115H10V118L8 117L9 115H8V113L9 112H7L8 111V107H10L9 109H10V111H11V109L12 108H14L15 106V104L13 105L12 104V102L14 103H16V104H18L17 106H16V108H18V107H20V109H23L24 107H23V105H25L22 101L20 102H18L17 101V99H16V97H17V95H18V93H16V90H17V85H16V87L15 86H13V84L11 85V86H13L14 88H16V90L15 89H12V87L10 88V89H12V90H15L13 93H14V95H16V97L14 98V96H12V94H11V101L12 102H10L11 103V105H13V107H11L10 106V104H9V102H8V104H6V102L5 101H3V105H5V107L4 108H2V110H1V107H2V105H1V103H2V100H4L6 97L4 96L5 95V93H3L4 95V98H3V96H2V93L0 92V96L2 97V99H1V97H0V100H1V102H0V105H1V107H0V113H1V115H3L2 114V112L4 111L3 109H5L6 110V112H7V119L6 118H3L2 119V117H4V116H2L0 119V121H1V123H0V188H1V190H0V244L2 245V241H5V243H9V244H11V243H14V242H11V241H15V243H16V240L15 239H17V242H23L24 243V239H26V238H24L23 239V236L25 235V233H29V231L31 230L32 232H34L35 231V229H23V228H21V227H17L16 225H14L13 223H11V222H7V225L4 223V218L6 219V217L7 216H9V215H17V214H29V213H31V211H33L32 209H36V211H37V208H39L38 210H40V203H37L36 201H38V199H40L39 198V196H37V195H41V194H43V196H45V192H46V190H45V188L46 189H50L51 191L49 192V190L47 191V192H49L48 194H47V192H46V196L44 197L45 199H48V203H47V205L48 204H50V203H52V202H55L54 200H57V199H59V200H63V201H59V202H61V203H75L76 205H77V203H78V205L76 206V205H74L72 208H74L73 210H76L75 211V213H73V215L74 216H76L78 219H80L81 217H83L84 218V220L87 218L86 217V214L87 215H89V214H97V213H99L100 211V209H101V207L103 206V205H105V206H103V208L105 207V208H109V212H110V214H111V207L112 206H114V208H116V205L115 204H113L112 202H113V200H114V203H116L117 204V202H116V200H115V197H113V195L115 196V187H116V182L115 181H113L114 180V176H113V174L111 175L110 174V171H109V173L108 174H110V175H108V174H106L105 175V173L106 172H108V165H106L110 160H108V162L106 161L108 158L105 156L106 155V152H104V150H103V146H101L100 145V143H102L101 141H103V139L101 138V136L102 137H104L103 135H102V133H100V132H98L99 131V128L101 127V129L103 128V127H106V129L107 130H110L109 129V127H108V124H107V122H108V119H107V117H108V115H107V117H106V112H108V114L111 116L112 114H110L109 112L112 110V111H114V109H115V111L117 110V107H116V105L119 103V105H117L118 106V110H120V111H122V110H125V111H128L129 109L131 110V108L129 107V106H131L132 105V103H128V104H131V105H129L128 107H129V109L128 110H126V108H128L127 107V101H128V99L130 100L132 97L130 96V95H132L133 96V94H137L136 95V97L138 96V98H137V100H140L139 99V95L140 96H142V94H139V92H143V85L145 84V82H147V79L149 78V77H151V75H149V73L151 72V70H152V68L155 66V65H149L148 64V67H145V69H146V71H147V73H146V71L145 70H142V68H141V70L140 71H143V72H145V74L143 73V72H139V69H140V67H142L143 65H141L142 64V59H143V57L142 58H140V55H139V53L141 52L140 51V49H141V46H139L141 43H143V41L142 42H140V39H141V35H143V34H140L141 32H139L138 30H136L135 29V32L136 31H138L139 32V37H138V34L136 33L135 34V32H134V30H132L133 28H135L134 27V25L133 24H131V23H133V22H130L129 20L127 21V22H124L123 24L122 23H119L118 21H120V19H121V17H119L124 11L126 12V9L124 8V11L122 12V10H123V7L124 6H128V8H130L129 6L132 4L133 5V2L130 0H111V2L109 1ZM121 1H123V2H121ZM126 1H127V4L125 5V3H126ZM135 1V0H134ZM140 1V0H136L135 1V3L134 4H136V3H138V2ZM148 1L149 0H143L141 3L139 2V8L141 9V12L139 13V12H137V14L139 13L140 15H143V19L146 17V19H145V21H146V23H149L150 24V27H149V25H148V27L146 26V30H144L145 32V34L144 35H146V34H148V33H153V32H155V33H157L158 32V29H157V24L151 19L149 22L147 21V20H149L147 17H148V14H144L145 13V11H146V13H148L150 10H151V5L150 4H148ZM153 1V0H152ZM6 2V3H5ZM8 2H10L9 3V6H11V7H7V3ZM18 2V3H17ZM20 2V3H19ZM83 2V3H82ZM91 2V3H90ZM110 3L109 5H108V3ZM118 2L120 3H122L121 5H123V7H121V5L120 4H118ZM129 2V3H128ZM130 2H132V3H130ZM150 2V1H149ZM3 3V4H2ZM17 3V4H16ZM79 3V4H78ZM82 5H81V4ZM84 3H85V5H84ZM93 3V4H92ZM98 3L100 4V3H102L101 5H99L98 7H97V5H98ZM154 3V2H153ZM16 4V5H15ZM75 4H78V5H75ZM91 4L93 5V7H92V10H91ZM113 4V6H111ZM116 4H118V6L116 5ZM18 5H21V6H18ZM74 5H75V7H74ZM89 7H88V6ZM104 5H106V7H103ZM117 6V8H120V9H118L120 12H122L120 15H118L119 13V11L118 12H116L117 11V8L115 7V10L113 9L114 8V6ZM120 5V6H119ZM138 5V4H137ZM137 5H135L136 6V9H138V7H137ZM169 5H171V4H169ZM5 6L8 8V10H10V11H12V13L10 12L9 13V11L7 10V8H6V11H5V9H3V8H5ZM16 6V7H15ZM77 6V7H76ZM107 6H108V8L109 7H113V8H110V10H111V12L112 11H114L113 13H111L110 11H109V9L107 8ZM134 6V5H133ZM151 6V7H150ZM13 7V8H12ZM17 7H19V8H17ZM79 7V8H78ZM81 7V8H80ZM82 7H83V9H82ZM10 8V9H9ZM15 8V9H14ZM89 8H90V10H89ZM95 8V9H94ZM96 8L98 9V11L99 12H97V10H96ZM101 8V9H100ZM135 8V7H134ZM149 10H148V9ZM13 9V10H12ZM74 9H75V11H74ZM81 9V13L79 12V10ZM102 9H108L107 11H105V10H102ZM131 9V8H130ZM127 10L128 12H127V14L125 13V15L124 14H122L123 16H125V19H127V15H129L132 11L131 10ZM135 9V10H136ZM24 10V11H23ZM82 10H83V12H82ZM86 10L88 11V12H86ZM100 10H101V12H100ZM134 10V9H133ZM142 10H143V13H142ZM8 11V12H7ZM23 11V12H22ZM73 11H74V14H78V13H80V15L78 14H76L77 15V18H78V16H80V19L81 18H83V19H79V21L77 22V21H74V20H78L77 18H75L76 16L75 15H72L73 14ZM77 11V12H76ZM94 11V12H93ZM129 11H131L130 13H129ZM136 11H139V10H136ZM136 11H134L133 13H131V14H134ZM6 12V13H5ZM13 12H15V13H13ZM95 12L96 13H98L97 15H99V17H97L96 16V14H95ZM102 12H103V14H102ZM104 12L106 13V19L104 18V16H105V14H104ZM88 14L89 15V17H87L88 15H86V14ZM92 13V14H91ZM95 15H94V14ZM107 13H110V14H114L115 15V17L114 16H112V15H109V17H108V14ZM116 13H118L117 15H116ZM129 13V14H128ZM1 14H3V12H1ZM0 14V18H3L2 16L3 15H1ZM17 14V15H16ZM81 14H83L82 15V17H81ZM91 14V15H90ZM130 14V16H132ZM15 15H16V17H15ZM86 15V16H85ZM104 15V16H103ZM135 15L136 14H134L133 16L135 17ZM145 15V16H144ZM13 18H12V17ZM102 16H103V20H106L107 22H105V25H104V23H102L103 22V20H102ZM129 16V17H130ZM91 17V18H90ZM97 17V18H96ZM110 17L112 18V19H110ZM129 17H128V19H129ZM137 17V16H136ZM139 17V16H138ZM12 18V19H11ZM87 18V19H86ZM109 20H108V19ZM118 18H119V20H118ZM123 18V17H122ZM140 19H141V16L139 17ZM139 18H137V19H139ZM9 19H10V21H9ZM69 19H73L72 20V22H71V20H69ZM89 19H90V21H89ZM95 19V20H94ZM97 19H98V21H99V24H98V21H97ZM124 19V20H125ZM132 19H133V17H132ZM135 19V18H134ZM137 19H135L136 21H138ZM82 20H84V22L82 21ZM86 20V21H85ZM94 20V21H93ZM116 20H118L117 22L119 23V24H121V26L122 27H120V25H118V27H119V29H118V27H114L113 26V28L111 27L112 25H115V23H116ZM131 20V19H130ZM10 22V23H7V22ZM108 21H110V24H108L109 22ZM111 21H112V23H111ZM136 21H135V24H136ZM144 21V20H143ZM152 21V23H150ZM70 22V23H69ZM115 22V23H114ZM138 22H142L141 20L140 21H138ZM137 22V23H138ZM72 23H77V24H75V26L72 24ZM83 23V25H80V24H82ZM87 23V25H86V27L84 26L85 24ZM94 25V26H92V24ZM106 23H107V26H106ZM143 23V22H142ZM145 23V22H144ZM143 23V24H144ZM112 24V25H111ZM151 24H153V25H151ZM91 25V26H90ZM98 25V26H97ZM104 25V26H103ZM117 25H115V26H117ZM138 25V24H137ZM146 25V24H145ZM3 26H5L4 28H3ZM81 26L84 28H86L87 30H88V32H90L91 31V33H89V35H86V34H88L87 32L85 33V31L84 30H86L85 28H84V30H83V28H81ZM106 26V27H105ZM141 26V28L143 27L141 24H139V27ZM7 27V28H6ZM88 27V28H87ZM90 27V28H89ZM103 27V29H101ZM112 28V29H110L111 31H110V33L111 32H114V36H112L113 34L111 33V34H109L108 35V32H107V30L106 29H108V28ZM139 27L137 26L136 28H138L139 29ZM3 28V29H2ZM63 28H64V30H63ZM79 28L80 29H82V31H84V33L82 32V33H80L79 34ZM93 28H95V29H93ZM72 31H71V30ZM76 29H78V30H76ZM143 29H145V27L144 28H142V30ZM76 30V31H75ZM86 30V31H87ZM90 30V31H89ZM99 30V31H98ZM105 30H106V33H105ZM113 30V31H112ZM128 30V31H127ZM139 30H141V29H139ZM155 30H157V31H155ZM64 31V32H63ZM81 31V30H80ZM103 32V34H102V32ZM150 31V32H149ZM53 32H55V34L56 35H54L53 34ZM76 32L78 33V34H76ZM100 32H101V34L103 35V37H101L102 35H100ZM148 32V33H147ZM75 34H76V36H75ZM105 34H107L108 35V37H107V35H105ZM80 35V36H79ZM105 35V36H104ZM150 35V34H149ZM149 35H146V36H149ZM46 36H48L49 38L47 39V40H49L51 37L53 38H51L50 40H49V42H47V40H46V42H45V37ZM58 36V37H57ZM73 36H74V38H73ZM79 36V38H77ZM96 36H98V38L100 39H97L96 38ZM130 36V37H129ZM56 37V38H55ZM60 37H62L63 39H62V41H61V43L59 42V41H56V39H61ZM67 37H69V38H67ZM101 37V38H100ZM138 37V38H137ZM47 38V37H46ZM73 38V40H75V41H73V40H71V39ZM94 38H95V40H94ZM120 38V39H119ZM127 38V39H126ZM136 38V39H135ZM148 38V39H147ZM147 38H145L144 36H143V39L142 40H144L145 42H146V44L145 43H143L144 45H146V49H147V52L146 51H143L142 50V52H145L146 54H143V53H140V54H143V56L144 55H147L148 54V51H149V49H148V44H149V42H150V36L149 37H147ZM44 41H43V40ZM79 41H78V40ZM103 39L105 40L104 42L105 43H102L103 42ZM42 40V41H41ZM53 40H55L56 42H57V44H55L56 42L55 41H53ZM97 40V41H96ZM99 40V41H98ZM138 40V41H137ZM76 41H78V42H76ZM95 41L96 42H98L97 43V45H95L96 43H95ZM101 41V42H100ZM41 42H43V44H41ZM62 42H64V43H62ZM68 42V44L70 45L69 47H68V45L66 44V43ZM73 42H75V43H73ZM100 42V43H99ZM110 42V43H109ZM140 42V43H139ZM58 43H60V44H58ZM95 43V44H94ZM108 43V44H107ZM139 43V44H138ZM41 44V45H40ZM48 44H50V46L52 45V44H55V48H56V45L58 46V45H63L64 47V51L67 53V54H65V52L64 53H62V52H60V53H62V55L60 54V53H58L59 55H61V59L63 60V61H65L66 62V65H65V63H63L64 65H65V67L63 66V65H61L60 64V66H58L59 65V62H57L58 61V59L59 58H57V56H59V55H57L56 56V58H55V60H57L56 62L57 63H55V60H54V64L55 65H57L58 67H62V68H60V71L61 72H64V70H65V72H64V76L65 75H71V76H73V78L71 77L70 79L71 80H73L74 79V83H75V80L77 81V86H76V84H73V82H72V86L74 85L75 86V89L74 88H71V86L69 85V84H71V83H69L70 82V80L66 83V84H64V76L62 77V75H63V73H62V75H61V73L60 74H58L57 72H59V70H57L56 72L54 71V72H48V71H46V72H48L49 74H51V75H45V71L44 70H42V69H44V66H45V69L48 67V63H49V61L48 62H46L47 60L46 59H49L48 57V54H49V52L51 51L50 49H52V51H53V48H54V45H53V48H50V46H48ZM64 44H66L67 45V49H66V45H64ZM72 44H75V45H72ZM84 44H86L87 46V48L85 49V48H83L82 47V45H84ZM99 44V45H98ZM104 44V45H103ZM106 44V45H105ZM37 45V46H36ZM48 46V48H47V46ZM61 45V46H62ZM72 45V46H71ZM94 45L97 47L98 46V48L100 47V49H102V50H100V49H98V48H93L94 47ZM101 45V46H100ZM103 45V46H102ZM35 46H36V49L37 50H39L40 48V50H39V52H40V58H39V53H37L38 51L36 50V49H33L32 51L34 52V50L36 51V52H32V54H34V55H30V57H29V50H30V53H31V49L32 48H35ZM41 46V47H40ZM104 46L106 47V48H104ZM107 46L109 47L110 46V50H111V48H112V50L110 51V50H107ZM119 46V47H118ZM82 47V48H81ZM138 47V48H137ZM140 47V48H139ZM143 47V46H142ZM43 48V49H42ZM45 48V49H44ZM47 48V49H46ZM54 48V50H56ZM60 48H62V47H60L59 46V49ZM89 48H93V49H95V50H93L92 49V51H91V49H90V53L92 52V54H93V51H95L94 52V54L93 55H90V53L88 54V52H89ZM77 49V50H76ZM81 49V51H79ZM83 49V50H82ZM85 49V50H84ZM116 49H120L121 50V52L123 53V59L124 60H122V61H125L126 62V64L125 65H128V66H125V68H123V66H121L120 65V69L121 68H123V69H125L126 70V67H131L130 69H133V70H135L136 68H138V75L140 76V73H142V75L141 76H143V74L145 75V78H144V80H143V82H141V83H139L140 85H142L141 87L142 88H140V86L138 85V82L137 81H139L140 82V79H142V77L141 78H139L137 81H136V78L138 77L137 76V73H136V78L134 77V75H135V73H134V75L131 77L132 79H134V80H132L131 78H130V76H128L129 77V79H131L132 81H126V79L128 78L127 77V75H129V69H127L126 71H127V73L128 74H126V71L124 70V71H122V69H121V71L123 72V75L121 76V75H117V74H115L116 73V71L114 72V74H112L114 77L115 76H118V78L117 77H115L116 78V80H117V82H118V84H120V86H122V87H120L118 84H116L117 82H115L116 80H114V82H113V85H114V83L116 84V87L115 86H111L110 88H112L113 87V90H111L112 92L114 91V90H118L117 92L120 94H123L124 96L125 95H127V96H129V97H131V98H129V97H123V98H120V96H118L117 95V97H115L114 99H115V101H113V102H115V103H109L111 106L113 105V104H115V105H113L112 106V109H107L108 111H106V109H105V111L103 112V110H104V108H105V106H104V108H103V110H102V107H100V109H99V106L100 105H102L101 104V102H103L104 101V99H103V97H105L104 95H103V97H102V95H100L98 92H99V85H98V83H99V81L97 82V79L98 78H95V77H92V76H94L95 75V72H97V71H99L98 70V68H97V70H96V66L95 65H97V66H99V68L101 69V71H103L102 69V66H107V64L111 61H109V62H106V59L107 60H109V57L110 58H112V57H115V55L116 54H114V56H110V53L112 52H114L113 50H116ZM144 49V48H143ZM44 50V51H43ZM47 50H49L48 51V54L46 53L47 52ZM66 50H68V51H66ZM69 50H73L72 52H73V55H74V52L76 51H79V52H77V55L75 54L74 56H75V58L77 57L78 58V60L76 59L75 60V58H73V56L72 55H70L69 53H71V52H69ZM86 50L88 51L87 53H86ZM97 50H99V51H97ZM119 50V51H120ZM46 51V52H45ZM58 51V50H57ZM57 51H54V52H57ZM60 51H63V50H61L60 49ZM98 52V54H97V52ZM106 51L108 52V51H110V53H106ZM42 52H45V53H42ZM116 52V51H115ZM114 52V53H115ZM120 52V53H121ZM35 53H37V54H35ZM53 53V52H52ZM101 53V54H100ZM105 55H103V54ZM111 53V55H113ZM119 53V52H118ZM118 54V55H122V53L121 54ZM42 54V55H41ZM47 55V56H45V55ZM56 54V53H55ZM64 54H65V56L66 55H68L67 57H65L64 56ZM72 54V53H71ZM87 55L88 54V58L90 59V60H88L87 59V56H85L84 57V55ZM95 54H96V56H95ZM100 54V55H99ZM54 55V54H53ZM52 55V56H53ZM80 55V56H79ZM81 55H83V56H81ZM109 55V56H108ZM118 55H116L117 57H118ZM125 55V56H124ZM137 55V57H135ZM32 56H35V57H33L34 59L32 60L31 59V62H33V61H35L36 62V64H33V63H35V62H33V63H31L33 66H34V68H35V65H36V67H37V65H38V67L36 68V70L38 69V68H40L42 71H44L43 73H41V74H43L44 75V77H41V79L39 78L40 76H43V75H40L39 74V76L37 77V80H36V75H37V73H36V75H35V78H34V80H36L37 82H39V80H40V82L39 83H37V82H35L33 79L32 80H30V79H28V80H30V82L31 81H34L35 83L33 84V82H31V83H27V81H26V78H28V77H26V76H23L24 74H22L25 70L23 69V67H22V65L23 66H25L26 64H24V63H27L28 62V60H30L29 58H31ZM36 56L38 57L37 59H36ZM44 58H46V59H44ZM51 56V55H50ZM55 56V55H54ZM65 58H64V57ZM93 57V59H92V57ZM99 56H101V57H99ZM106 56H108V57H106ZM142 56V55H141ZM150 56L153 58H151L149 61L151 62H153L154 63V61H156V59L157 58H155L156 57V52L155 53H153V54H150ZM150 56L148 55V57H146V58H150ZM29 57V58H28ZM84 57V58H83ZM96 57H98V58H96ZM121 57V56H120ZM28 59V60H26L27 62H24L25 61V59ZM44 60H43V59ZM99 58L100 59H103V61H105L106 62V65H103V64H105V62H103L102 64H101V62L99 63V61H101V60H99ZM121 58V59H122ZM134 58H136V59H134ZM139 58H140V60H141V64L138 62V60H139ZM51 59H53V58H51ZM80 59V60H79ZM85 59H86V63L84 62L83 63V61H85ZM96 59V60H95ZM74 60H75V64L76 63H78V64H76L75 65V67L73 66V64H74ZM83 60V61H82ZM92 60V61H91ZM94 60H95V65L93 64V62H94ZM99 60V61H98ZM113 60V59H112ZM116 60H118V59H116ZM145 60V59H144ZM147 60V59H146ZM20 61H21V64H22V62H23V64L21 65V67L19 66L20 64ZM38 61V62H37ZM59 61H60V59H59ZM62 61V62H63ZM81 61V62H80ZM87 61H88V63H87ZM99 63V65H98V63ZM119 61L121 62V60H120V58H119ZM118 61V62H119ZM128 61V62H127ZM40 62V63H39ZM50 62H51V60H50ZM53 62V61H52ZM61 62V61H60ZM116 62V61H115ZM29 63V62H28ZM28 63H27V66H28ZM39 63V64H38ZM45 63L47 64V67H46V65H45ZM73 63V64H72ZM79 63H81L82 64V66H80L79 65ZM97 63V64H96ZM117 63V62H116ZM116 63H114V64H116ZM140 64V66H138L137 64ZM14 64V68L16 67V66H19V71H18V68L16 67V70H14L13 69V65ZM17 64V65H16ZM19 64V65H18ZM31 64H29L30 66H32ZM101 64V65H100ZM119 64H123L122 62L121 63H119ZM118 64V65H119ZM134 64V65H133ZM39 65H40V67H39ZM53 65V64H52ZM78 65H79V67H82L81 69L79 68V71H78ZM83 65H86L85 67L83 66ZM94 65V66H93ZM110 65V64H109ZM10 66H12V67H10ZM29 66V67H30ZM32 66V67H33ZM43 66V67H42ZM50 67H51V65H49ZM54 66V65H53ZM56 66V68H50L49 67V69H47V70H56V69H58V67ZM70 66H72V67H74L73 69H72V67H70ZM101 66V67H100ZM113 66V65H112ZM112 66H110V68L112 67ZM55 67V66H54ZM63 67L65 68V69H63ZM108 67V66H107ZM116 67H118V66H116ZM144 67V66H143ZM152 67V68H151ZM10 68V69H9ZM25 68V67H24ZM69 68V69H68ZM91 68V69H90ZM93 68L96 70H93ZM105 68V67H104ZM109 68V67H108ZM107 68V69H108ZM110 68H109V70H110ZM150 70H149V69ZM10 71H9V70ZM11 69H13V70H11ZM32 69V68H31ZM63 71H62V70ZM68 69V70H67ZM83 69H84V71H83ZM88 69V70H87ZM112 69V68H111ZM114 69V68H113ZM117 69H119V67L117 68ZM23 70V72H21ZM27 70H29V68L27 69ZM34 70L35 69H33L31 72L33 73L34 72ZM39 70V69H38ZM37 70V71H38ZM72 70L74 71V70H76V72L75 73H77V74H75V73H73L72 72ZM87 70V71H86ZM90 70V72H92V71H94V72H92V73H90L89 72V74H88V71ZM106 70V69H105ZM116 70V69H115ZM72 72V74L70 73V72ZM82 71V72H81ZM101 71H99V72H101ZM106 71H108V70H106ZM132 71V70H131ZM135 71H137V70H135ZM148 71H149V73H148ZM41 72V71H40ZM39 72V73H40ZM68 72H69V74H68ZM85 72H86V74H85ZM103 72H105V71H103ZM102 72V73H103ZM118 72H120V71H118ZM28 73V72H27ZM26 73V74H27ZM30 73V72H29ZM28 73V74H29ZM52 73H54V74H52ZM83 73L85 74V75H83ZM93 73H94V75H93ZM102 73H100V74H102ZM110 73H111V70H110ZM113 73V72H112ZM131 73H133V71L131 72ZM33 74H35V73H33ZM77 77V78H79L78 80H79V82H78V80L74 77V75ZM97 74H99V73H97ZM97 74L95 75L96 77H98V76H100V78H102L101 76L102 75H98L97 76ZM104 74V73H103ZM109 73H107V75H108ZM119 74V73H118ZM120 74H122V73H120ZM124 74H126V76L125 77H127V78H125L124 77ZM90 75V76H89ZM106 75V74H105ZM131 75V74H130ZM148 75V76H147ZM28 76V75H27ZM29 76H31V74L29 75ZM47 76H48V78H47ZM53 76H57L58 78L59 77H62L60 80L59 79H57V78H55L54 77V80H55V84L52 86V84H51V86L49 85L48 86V84H50L49 82H50V80H52L53 81ZM69 76H68V78H69ZM83 76V77H82ZM84 76H86V77H84ZM112 76V77H113ZM26 77V78H25ZM31 77H33V76H31ZM31 77H29V78H31ZM46 77V78H45ZM66 77V76H65ZM103 77L104 78H106L104 75H103ZM107 77H109V75L107 76ZM110 77H111V74H110ZM15 78H14V80H15ZM44 78V79H43ZM84 78V79H83ZM5 79H6V81H5ZM18 79V78H17ZM43 79V80H42ZM48 81H46V80ZM66 79V78H65ZM86 79V80H85ZM87 79H91L90 81H96L95 83H94V87H91V85H89V80H87ZM108 80H110L109 78H107ZM124 79V80H123ZM42 80V81H41ZM82 80H83V82H82ZM99 80V79H98ZM112 80V79H111ZM123 80V81H122ZM128 80V79H127ZM12 81V80H11ZM44 81H46L45 82V84L48 86H46L45 84H44ZM66 81H67V79H66ZM65 81V82H66ZM87 82V84L86 85H84L83 86V84H85L86 82ZM101 81V80H100ZM102 81H104V80H102ZM107 81V80H106ZM113 81V80H112ZM111 81V82H112ZM7 82V83H8ZM29 82V81H28ZM63 82V85H65V86H68L69 85V87L70 88H68L66 91L65 90H63L64 89V87L61 85L60 86V88L63 90V91H65V92H69V89H70V91H75L76 90V92H78V96L80 95L82 98H79L78 96H76L77 95V93L76 92H74L73 94H75V95H72V97H71V99L73 98V96H75V98L74 99H76L77 97V100H78V103H80V105H82L83 104V106H81V107H79L78 105L79 104H74L73 105V108H75V110L73 111V114H74V112L76 111V107H78V109H82V110H80V111H78L79 112V114H83L82 112L84 111V114H86L85 116H87V114L88 113H85L87 110H89V107L88 106H90V109L91 108H93V111H95L96 112V117L95 118H97V116H98V119H96V120H98L97 122H99V124L98 125H100V126H96V127H94L93 126V128H95V129H97L98 131H96L95 129L93 130V131H95V132H97V134H98V136H99V133H100V136L99 137H96V139L95 140H92L91 138H93V136H94V134L96 135V133L95 132H90L89 130V128H87V127H90L89 125H91V127L90 128H92V124H95V122L93 121L95 118H93V116H92V121L94 122V123H92V122H90V118H91V116H89L90 114L91 115H93L91 112H93L92 111V109L91 110H89V115H88V117H89V119H88V117H85V120L83 121V123L86 121V118H87V121L85 122V124L86 123H90L89 125L88 124H86L87 125V127L85 126V124H83V126L85 127H81V128H83V129H85L84 130V132H82L83 134H85L87 131H89L90 133H93L92 135L88 132V134H90V139L89 140H91V141H88V138L89 137H87L88 135L87 134H85V135H83V134H80L79 132H77V133H79L80 135H82V137H86L87 139L84 141V139L83 138H79L80 137V135H79V143L81 142L82 143V145L85 143V142H89L90 144L89 145H91V146H89V145H86V143L83 145L84 147H81L82 145H80L78 142V146H79V150L81 151V150H83V152L81 153L82 155H83V157H84V159H85V156L87 155V156H89V158L92 156V158H90V159H88L87 158V156H86V158H87V160L85 159H83V157H82V159L84 160H81V164L80 163H73V162H75V161H78L77 159H75L72 163L73 164H80L79 165V168H77V166H75V168H77V173H75V170L74 171H72V173H74L73 174V177H72V173H70L71 171L69 170V168H67V167H72L70 164H68V165H70V166H68L67 165V169L69 170L68 172L66 171V173H64V172H62L64 169H60V171L62 172V173H64V174H67L68 173V176H69V173L71 174L69 177L70 178H73V180L75 179V177H77L76 179V182L78 183L77 184V186H75V185H73V184H71L72 182L73 183H75L72 179H68V180H64V181H66V183L68 184V186H70V185H73V186H75V188H72V186H70V187H68L67 186V184H66V186H60L59 188L57 187V186H55V187H51V186H53V185H55V184H53V183H55V182H53L52 181V183H51V180L49 181L50 183H48L47 182V179L49 178V179H51L50 178V176L51 175H49L48 174V172L47 171H49V167H50V165L49 164H47L49 167H48V170L45 168V166H47V165H42L43 163V161H41L40 162V160H42V159H45V156L47 157L46 158V160H47V162L49 161V160H51V159H53L54 157H52L53 156V150H54V146L52 145V144H56L57 142L58 143H60L59 141H57L56 143H55V141L57 140V138H55L54 136L55 135H53L52 134V132L55 134V130H57V133L59 132V131H61V132H59V133H61V134H59V135H61V136H63V138L65 137V138H68V139H71V140H73V144H71V145H69V147L70 146H74L75 145V141L74 140H76L77 141V134H73V132L71 133V134H73V136L72 135H66L65 133H66V131H67V129L68 128H66V126L67 125H70L69 124V120L67 119V118H65V119H63L62 117H64V116H62L61 115V112H62V110L63 109H66L67 110V108H68V106L70 105H68L67 103H61V102H64V100L61 98V97H59L60 96V93H61V91H59V90H61V89H59L58 87H59V85L61 84V83ZM135 82V83H134ZM14 83V82H13ZM16 83H17V81H16ZM21 83V82H20ZM37 83V84H36ZM48 83V84H47ZM58 83H60V84H58ZM78 83H80L79 85H78ZM82 83V84H81ZM90 83H92V82H90ZM92 83V84H93ZM102 83H105V82H102ZM134 83V85L136 86V90L135 89H133V86H132V88L131 87H128V85H132ZM143 83V84H142ZM10 84V83H9ZM22 84V83H21ZM20 84V85H21ZM108 84H111L110 82L108 83ZM122 84V85H121ZM5 85V84H4ZM31 85H32V87H31ZM58 85V86H57ZM87 85H89V86H87ZM103 85H105V84H103ZM102 85V86H103ZM112 85V84H111ZM118 85V86H117ZM124 85V86H123ZM6 86V85H5ZM34 86V87H33ZM43 86H45V88H46V90H45V88H44V94L42 93V91H41V87H43ZM55 86H56V89H55ZM73 86V87H74ZM78 86H80V89L78 90ZM82 86H83V88H82ZM101 86V85H100ZM107 86H109V85H107ZM107 86H104V87H107ZM134 86V87H135ZM4 87V86H3ZM2 87V88H3ZM7 87H9L8 85H7ZM24 87V86H23ZM49 87H50V93H52L53 94V96H51L50 95V93H49ZM54 87V88H53ZM77 87V88H76ZM87 87H90V89L88 90V88ZM115 87V88H114ZM120 87V88H119ZM55 89V91H53V89ZM58 88V89H57ZM66 88V87H65ZM82 88V89H81ZM95 88V90L96 91H94L93 89ZM110 88H107V89H110ZM126 88L127 89H129V91L130 90H133L132 91V94H131V91H130V93L129 92H125V91H127L126 90ZM138 88H140L141 90H138ZM0 89H1V87H0ZM5 88H3L2 89V91L4 90ZM9 89V88H8ZM5 90V91H7V93H6V96L8 95V93L10 94V92H8L9 90ZM47 89H48V92H46L47 91ZM72 89V90H71ZM74 89V90H73ZM83 89L85 90L84 91V95H82L81 93H83V92H81V91H83ZM103 89V88H102ZM119 89H121V90H119ZM124 89V90H123ZM11 90V91H12ZM40 90V91H39ZM58 90V91H57ZM87 90H88V92H89V94H88V92H87ZM93 90V91H92ZM104 90V89H103ZM102 90V91H103ZM134 90L137 92V93H135L134 92ZM41 92L40 94V97H39V92ZM55 92L56 94H54L53 92ZM122 91V92H121ZM4 92V91H3ZM45 92H46V94H45ZM60 92V93H59ZM81 92V93H80ZM92 92H94V93H96L95 95L97 96L98 94L102 97L101 99H99V101L101 100V102L99 103V101L98 102H96L95 101V95H93V93ZM104 92H105V90H104ZM108 92V95L109 94H111V93H109L110 91L108 90L107 91ZM47 93H49L48 94V96L49 97H46V98H50V96L51 97H53L54 99H55V101H53L52 102V100H47L44 96H46L47 95ZM102 93V92H101ZM125 93V94H124ZM67 93H64L63 92V97L64 98H66V99H68L69 98V94H67ZM107 94V93H106ZM129 94V95H128ZM21 95V96H22ZM43 95V96H42ZM70 95H71V93H70ZM99 95H98V98H100L99 97ZM107 95V96H108ZM112 95V94H111ZM111 95H110V97H111ZM113 95H114V93H113ZM116 95V94H115ZM122 95V96H123ZM134 95V96H135ZM151 95V94H150ZM27 96V97H26ZM61 96H62V93H61ZM92 96H94V97H92ZM121 96V97H122ZM8 97V96H7ZM10 97V96H9ZM20 96L18 95V98H19ZM39 97V98H38ZM41 97H44V98H42L43 99V101H44V99L45 100H47V101H44V103H42V101L40 100V98ZM83 97H84V99L85 98H87L88 100H89V103L87 102V101H85V100H87V99H85V100H83ZM136 97H133V98H136ZM52 98V99H53ZM60 98V99H59ZM123 100V99H125V100H121L123 103H121L120 101L119 102H117L116 103V101L118 100ZM128 98V99H127ZM133 98H132V101H134L135 102V100L136 99H134L133 100ZM7 99V98H6ZM10 99V98H9ZM8 99V100H9ZM53 99V100H54ZM73 99V100H74ZM79 99H81L82 101L80 102L79 101ZM102 99H103V101H102ZM107 99H109V98H107ZM111 99H112V97H111ZM110 99V100H111ZM59 100H62L61 102H58ZM68 100H70V98L68 99ZM96 100H98V99H96ZM109 100V101H110ZM127 100V101H126ZM7 101V100H6ZM27 101V102H26ZM49 101H50V103H49ZM66 101V100H65ZM72 101V100H71ZM76 101V100H75ZM74 101V102H75ZM107 101V100H106ZM126 101V102H125ZM131 101V100H130ZM129 101V102H130ZM131 101V102H132ZM66 102H68L69 103V101H66ZM84 102H87L88 104H91L92 106H94V107H92L91 105H88L87 103H85V104H87L86 106L88 107V108H86L85 107V109H84ZM108 102V101H107ZM111 102V101H110ZM53 103H54V105H53ZM55 103H59L60 104V106H58V104H55ZM72 103V102H71ZM75 103H77V102H75ZM82 103V104H81ZM125 103V105H124V107L126 106V108L124 109V107H122V104H124ZM21 104H23V105H21ZM62 104H64V106L66 107H64ZM98 104H99V106H98ZM103 104H105L106 105V102H104ZM8 105V107H6ZM19 105H21V106H19ZM53 105V106H52ZM68 105V106H67ZM72 105V104H71ZM109 105V106H110ZM50 106V107H49ZM59 108H58V107ZM61 106H63V107H61ZM110 106V107H111ZM116 108H115V107ZM119 106H121V107H119ZM47 107V108H46ZM72 107V106H71ZM114 107V108H113ZM132 107V109H133V106H131ZM25 108H26V106H25ZM28 108H26V110L28 109ZM39 108H41V109H39ZM44 108L45 109H48L49 111H51V112H49V114H48V110L47 111H44ZM109 108V107H108ZM123 108V109H122ZM15 109V108H14ZM52 109H54V111L55 110H61L60 111V113H58V112H55L56 113V115H57V113H58V115L60 114L62 117H60L59 119L57 118V116L55 117H53V114H54V112L52 113ZM72 109V108H68V111L69 112H71L70 110ZM94 109H96V110H94ZM122 109V110H121ZM66 110H63V111H66ZM86 110V111H85ZM100 110H101V112H103V115H102V113L100 112ZM130 110L128 111V113H126V115H128V116H130V113H131V117H132V114H134V112H133V110H131V112H130ZM32 111V112H31ZM82 111V112H81ZM115 111H114V113H115ZM17 112V113H18ZM19 112V113H20ZM45 112H46V114H45ZM67 112V111H66ZM66 112H65V114H66ZM78 112H77V114H78ZM81 112V113H80ZM88 112V111H87ZM94 112V113H95ZM4 113V112H3ZM13 113V114H14ZM29 113V115H31ZM35 113V112H34ZM33 113V114H34ZM50 113H52V117H53V120L51 121V119H52V117H51V115H50ZM63 113V112H62ZM68 113V112H67ZM113 113V112H112ZM11 114H12V111H11ZM12 114V115H13ZM35 114H37V113H35ZM98 114V115H97ZM28 115V114H27ZM63 115H64V113H63ZM68 115H69V113H68ZM71 115H72V113H71ZM70 115V116H71ZM35 116V115H34ZM47 116V117H48ZM69 116V117H70ZM75 116H76V114H75ZM78 116V115H77ZM37 117H38V114H37ZM36 116L34 117V118H37ZM65 117H67V115H65ZM74 117V116H73ZM72 117V118H73ZM80 117V116H79ZM79 117H77V119L79 118ZM134 117V116H133ZM56 118H57V120H56ZM81 118V117H80ZM102 118V119H101ZM105 118V119H104ZM116 118V117H115ZM29 119H31L30 121H31V123L29 122V124L27 123L28 121H29ZM74 120L76 119L75 117L73 118ZM82 119H84V118H82ZM104 119V120H103ZM28 120V121H27ZM59 120V121H58ZM66 120V121H65ZM72 120V119H71ZM102 120V121H101ZM132 120V119H131ZM131 120H130V117H129V121L131 122ZM57 121V122H56ZM82 121V120H81ZM27 124H26V123ZM35 122V123H34ZM40 122V123H39ZM63 122H65L64 124H63ZM73 122V121H72ZM72 122H71V124H72ZM103 122H104V124H103ZM20 123V124H19ZM22 123V124H21ZM74 123H77V121L75 122L74 121ZM79 123V122H78ZM92 123V124H91ZM134 120H133V124L131 123V125L132 126H134ZM48 124V125H47ZM63 124V125H62ZM27 125V126H26ZM52 125V126H51ZM57 125H58V127H57ZM64 125H65V127H64ZM77 125V124H76ZM76 125H75V127H73V128H71V129H74V128H76ZM106 125V126H105ZM130 125V126H131ZM28 126H30V128L28 127ZM50 126V127H49ZM56 126V127H55ZM78 126V125H77ZM5 127V128H4ZM54 127V128H53ZM71 127V126H70ZM111 127V126H110ZM4 128V129H3ZM42 128V129H41ZM45 128V129H44ZM65 128H66V131H65ZM81 128H79V129H81ZM52 129V130H51ZM88 129V130H87ZM5 130V131H4ZM54 130V131H53ZM82 130V129H81ZM19 133H18V132ZM78 131V130H77ZM86 131V132H85ZM110 131H112V129L110 130ZM114 131V130H113ZM29 132V133H28ZM31 132H32V134H33V137H32V139H34V142H32V139H31V136H32V134H31ZM50 132V133H49ZM63 132V133H62ZM65 132V133H64ZM68 132V131H67ZM69 132H71V131H69ZM76 132V131H75ZM44 133V134H43ZM19 135V136H18ZM58 135V134H57ZM56 135V136H57ZM48 136V137H47ZM76 137V139H72L73 137ZM97 136V135H96ZM44 137V138H43ZM50 137H52V139H53V137L55 138V139H53V140H55V141H52V139L50 138ZM58 137V136H57ZM95 137V136H94ZM36 138H37V140H36ZM61 137L59 136L58 137V139H60ZM97 138H99V140L97 139ZM116 138V137H115ZM82 139V141H80ZM94 139V138H93ZM38 141L39 140V142H36V141ZM49 140H51V141H49ZM70 140V141H71ZM100 141V142H98V141ZM18 141V142H17ZM62 141V140H61ZM64 141H65V139H64ZM93 141H94V144H92L93 143ZM95 141H97L98 143H99V146L98 145H96V143H95ZM133 142H134V140H132ZM32 142V143H31ZM37 143V145H36V143ZM53 142V143H52ZM66 142H68L67 140H66ZM92 142V143H91ZM3 143V146L1 145ZM7 143V144H6ZM30 145H29V144ZM34 143V144H33ZM62 143V142H61ZM65 143V142H64ZM70 143V142H69ZM72 143V142H71ZM33 144V145H32ZM50 144V145H49ZM24 145V146H23ZM66 145H67V143H66ZM96 147H95V146ZM102 145H103V143H102ZM21 146V147H20ZM40 146V147H39ZM57 146V148H58V144L56 145ZM56 146H55V149H56ZM60 146V145H59ZM64 146V145H63ZM78 146H76V147H78ZM5 147L6 148V152H3V148ZM19 147V148H18ZM32 147V148H31ZM47 148L46 150H47V152L48 153H50V154H52V156L50 157V158H48V154H46L47 152L45 151V150H43V151H45V152H40V151H42V149L41 148ZM62 146H60L59 147V149L61 148ZM87 147V148H86ZM92 147H94V148H92ZM120 147H122V146H120ZM63 148V147H62ZM85 150H87L86 152V155H85V151H84V149ZM89 148V149H88ZM96 148H98L97 150H95ZM50 149V151H48ZM66 149H68V148H66ZM70 149V148H69ZM71 149H72V147H71ZM70 149V150H71ZM75 151H79V150H76L75 148H73ZM2 150V151H1ZM24 150H25V152H24ZM51 150H52V152H51ZM61 150V149H60ZM60 150H57V152L59 151L60 152ZM70 150H65L66 152L67 151H70ZM74 150H71V151H74ZM99 150H100V152H99ZM120 150H122L121 148H120ZM119 150V153L117 154L119 157H123V155L125 154V153H123L122 151H120ZM160 150L161 149H157V150H155V152H154V154H152L153 155V158L151 159V157H149L148 156V160H149V162H147V163H149L148 165H145V166H147L148 168L146 169V170H143V166L140 164V168L138 167V169L136 168L135 170L137 171V173H134L135 171H133V173H132V175H134V176H132L131 175V180L132 179H134V180H137V182H133V184L134 183H137V186L135 185L134 187L132 186V187H130V193H131V195H133L132 194V192L135 194V192L134 191H136V194L135 195H137V197H138V195L139 194H141V195H139V197H138V199L137 198H135V195H133L134 196V199L135 200H133L132 198H133V196H131V195H129V196H131V197H129L130 199L129 200H131V201H129V210L127 209V210H125L127 213H128V211H131V213H129V216H131L132 215V213L133 214H136L137 212H138V214L136 215V217L139 215L140 216V218H135L134 216V218L135 219H138L136 222H135V219L133 218V217H130V218H128L127 217V215L125 214L126 212L125 211H120L119 209V212L121 213V215H117L118 214V211H117V208H116V210L115 209H113L114 211H116L115 213L113 212V210H112V213H114L116 216H118L117 217V220H116V223H117V226L118 225H121L122 227H123V230H124V234H123V232L122 231H120L119 233L120 234H118L119 236L121 235V234H123V238L124 237H126V239H125V241H127L126 243L124 242V241H122L123 240V238H119L120 240V242L122 243V242H124L122 245H123V247H122V245H120V247H119V254H118V257H117V262H116V264H134L135 262H139V264H166V259L164 258L163 259V254L164 253H166V250H167V243H164L165 241L163 240H161L163 243H161L159 240L160 239H166V238H168V236L167 237H165L163 234H165V232L167 231L166 229H165V231L163 230V227H161L162 228V230L164 231V233L162 234V232L160 233V234H162V235H160L159 234V231H161V229L160 230H158L157 232H156V236L158 237V239H157V237L155 238V239H157L156 241L154 240V238L153 237H155L154 236V234H155V232H154V234H152V236L150 235L149 236V238H151L152 237V239H153V242H151V241H149V242H151V243H147L145 246H142V245H140L139 243H140V241L142 242V241H144L145 243H146V241L144 240L145 238L147 239V237L146 236H144V237H140V236H142V231H144V235H147L148 236V234L150 233V231H145L146 229V226L144 225V224H147L148 225V222H149V224L152 222L153 224H155V226L156 225H161L162 224V222H163V224L165 225V221H167V216H166V218L167 219H162L161 217H162V215H164L163 213H166L167 214V212H165L164 211V208H165V201L163 200V197H164V192H166L167 190V187H166V191H164V189L161 191V186H158V185H160V184H162V182L164 183L165 181H164V179H163V181L162 180H160V181H162L160 184H157V185H155L154 184V186H152L153 184L152 183H155V180L157 181V179H155L156 177H157V175L155 176V177H152V175L154 176V174L153 173H155V171L157 170H160V172L158 171V173H155V174H160L161 173V170L163 169L164 171L165 170H167L166 169V162H165V160H166V157H162V158H165V160H163V159H161V155L162 156H164L163 154V152H164V150L162 151V153H160ZM4 151H5V149H4ZM61 151H63V150H61ZM99 152V154L97 153V152ZM3 152V153H2ZM28 152V153H27ZM55 152V151H54ZM59 152L57 153V154H59ZM65 152V153H66ZM91 152V153H90ZM93 152H95V153H93ZM105 154V155H103V153ZM12 153V154H11ZM31 153V154H30ZM64 153V152H63ZM67 153H69V152H67ZM73 153V155H74V152H72ZM80 153V152H79ZM78 153V154H79ZM88 153H90L89 155H88ZM102 153V154H101ZM121 153H123V155L121 154ZM161 154L160 156L158 155V154ZM165 153H166V151H165ZM56 154V153H55ZM54 154V155H55ZM56 154V155H57ZM60 154H62V153H60ZM59 154V155H60ZM96 154H98V155H96ZM100 154L101 155H103V157L105 156L106 158H105V161H103L104 160V158L103 157H101L100 156ZM121 154V155H120ZM6 155V156H5ZM23 155H26V156H23ZM32 155V156H31ZM35 155V156H34ZM42 155H44V157H41ZM48 155V156H47ZM63 155V154H62ZM61 155V156H62ZM67 156L66 157H69L68 156V154H66ZM70 155V154H69ZM75 155H76V153H75ZM96 155V156H95ZM145 155V154H144ZM148 155V154H147ZM150 156H151V153L149 154ZM9 156V157H8ZM17 156V157H16ZM28 156V157H27ZM40 156V157H39ZM60 156V157H61ZM79 156V155H78ZM109 158H111V157H113V155L111 154V155H107ZM126 156V158H128L127 157V155H125ZM158 156V157H157ZM25 157V158H24ZM36 157H39V158H37L36 159ZM56 157V156H55ZM60 157H58V155H57V158L56 159H60ZM66 157H64V158H66ZM71 157H73V156H71ZM71 157H69V159L68 160H70V158ZM79 157H81V155L79 156ZM99 157H101L100 159L102 160V162H105V163H101L100 161L101 160H98L99 159ZM145 157H146V155H145ZM154 157H155V160H154ZM3 158V159H2ZM14 158V159H13ZM62 158V157H61ZM76 158V157H75ZM94 158H95V162H93V161H91V160H94ZM124 158V157H123ZM150 158V159H149ZM16 159V160H15ZM39 159V160H38ZM55 159V158H54ZM54 159H53V161H54ZM55 159V160H56ZM73 159H74V157H73ZM125 159V158H124ZM28 160V161H27ZM63 160V159H62ZM88 160H90V161H88ZM127 160V159H126ZM152 160V161H151ZM159 160H162L163 162H160ZM3 161V162H2ZM10 161H12V162H10ZM16 161V162H15ZM23 161V162H22ZM52 161V160H51ZM57 161V160H56ZM58 161H60L61 162V160H58ZM67 162V160H64V162ZM98 161V162H97ZM7 162H8V164H7ZM11 164H10V163ZM28 162V163H27ZM69 162V161H68ZM87 163V162H89L88 163V166H90L92 169L90 170V169H88V166H87V168H86V166H85V164H83V163ZM90 162H92L93 163V165L96 163V165H98L99 164V162L101 163V164H99V167H96V165H92V164H90ZM160 162V163H159ZM27 163V166H28V170H27V166L25 165ZM32 163V165H29V164H31ZM41 163V164H40ZM46 163V162H45ZM44 163V164H45ZM48 163H50V162H48ZM52 163H54V162H52ZM57 163V162H56ZM55 163V165H57ZM63 163V162H62ZM162 163H164L163 165H162V167H161V165L160 166H158V164H162ZM10 164V165H9ZM13 164H14V167H13ZM20 164V165H19ZM66 164L67 163H65L63 166H66ZM90 164V165H89ZM104 164H105V166H104ZM22 165H23V167H22ZM35 165V166H34ZM82 165H84L83 167H82ZM87 165V164H86ZM166 165V166H165ZM12 166V167H11ZM15 166L17 167V166H19V167H17V168H15ZM26 166V167H25ZM34 166V167H33ZM37 166H38V168L40 169H38L37 168ZM42 166V167H41ZM52 166V165H51ZM53 166H54V164H53ZM59 166V165H58ZM58 166H57V168H58ZM61 166V165H60ZM74 166V165H73ZM102 166H104L103 167V169H102V171L100 170L101 168H102ZM12 169H11V168ZM31 167H33V169H34V171L32 170V168H31V170H30V168ZM81 167H82V169H81ZM85 167V169H83ZM89 167V168H90ZM97 168V170L98 171H94L96 168ZM157 167H161V169H158ZM164 167V168H163ZM2 168H4V170L2 169ZM19 168H20V170H19ZM44 168H45V170H44ZM57 168H55V169H57ZM60 168V167H59ZM146 168V167H145ZM155 168H157V169H155ZM13 169H15L14 171H13ZM17 169V170H16ZM25 169H26V171H25ZM36 169H38V170H36ZM72 169H74V168H72ZM86 169H88V170H86ZM140 169V170H139ZM23 170V171H22ZM33 171L32 173H34V172H39V173H37L36 172V174H37V176L38 177H40V174H41V172L42 173H45V175H46V178H47V174L49 175V177L46 179V182H47V185H44V186H46V187H44V190L45 191H43V193H39L40 191H39V189H38V191H37V186H39V180L37 179V176H36V174L35 175H33L30 171ZM42 170V171H41ZM52 170V168H50V173L51 172H53V170ZM57 170H59V169H57ZM81 170H82V172H84V174H81ZM86 170V171H85ZM118 170V173L117 174H119V175H121V173H119V171L121 172V169H117ZM149 170V171H148ZM153 170H155V171H153ZM162 170V171H163ZM2 171H5L4 173L2 172ZM15 171H16V173H20V174H17V176L15 175L16 173H15ZM18 171V172H17ZM41 171V172H40ZM88 171V172H87ZM99 171H101V172H99ZM146 172L145 173V175H143V173L144 172ZM24 172V173H23ZM26 172L28 173L27 174V176L28 177H25V175H26ZM30 172V173H29ZM56 172V171H55ZM95 172V173H94ZM98 172V173H97ZM105 172V173H104ZM9 173H12V175L11 176H13V174H14V176L16 177V178H11V176L9 175ZM57 173V172H56ZM58 173H59V171H58ZM61 173V174H62ZM94 173V174H93ZM102 173V174H101ZM139 173V174H138ZM164 173V172H163ZM3 174V175H2ZM5 174V175H4ZM24 174V176H22ZM76 174V175H75ZM96 174V175H95ZM101 174V175H100ZM31 177H30V176ZM81 175L83 176V177H81ZM86 175H87V179L85 178L86 177ZM97 176V175H99V177H96L95 178V176ZM103 175H105V178L107 177L108 179L109 178H111V177H113V179H104V178H102L103 177ZM164 176L166 175V172H165V174H163ZM163 175H162V173H161V176L159 175L157 178L158 179H161L162 177H163ZM36 176V177H35ZM43 175L41 174V177H42ZM68 176L67 175H65L64 176V179H67L68 178ZM100 176H101V179H100ZM110 176V177H109ZM136 176V177H135ZM145 176H149L150 178H148V177H145ZM21 177V178H20ZM24 177V178H23ZM45 177V176H44ZM44 177L43 178H41L42 180H44L45 181V179H44ZM54 178H56L55 176H53ZM60 177V176H59ZM123 177V176H122ZM132 177H134V178H132ZM152 177V178H151ZM161 177V178H160ZM26 178V179H25ZM27 178H30V180H27ZM53 178V179H54ZM63 178V177H62ZM61 178V179H62ZM93 178V179H92ZM48 179V180H49ZM52 179V180H53ZM58 179V178H57ZM57 179H54L55 181H57ZM100 181V184L103 182L104 184H103V186L102 187H100V188H102V190H104L103 189V187L105 188L106 187V191H108V192H106L105 190L104 191H102L101 189L99 190V188H97V187H99V186H97V181L98 180ZM141 180L142 181V187H140V185L138 184L139 182H138V180ZM147 179V180H146ZM6 180V181H5ZM32 180H36L37 182H35V184H36V188H35V184H34V182L32 181ZM59 180V179H58ZM91 180H93V182H94V180H95V184L91 181ZM97 180V181H96ZM102 180H105V181H102ZM120 180V179H119ZM117 181V182H119V185L121 186H125L124 185V183L122 182V180L121 181ZM139 180V181H140ZM148 180H149V182H148ZM26 181V182H25ZM28 181H29V183H31V184H27L28 183ZM61 181H63V179L61 180ZM102 181V182H101ZM112 181V182H111ZM154 181V182H153ZM159 180H158V183L160 182ZM42 181L40 180V183H41ZM58 183H60L59 181H57ZM107 182H111L110 184V186L112 187H110L108 184L109 183H107ZM6 183V184H5ZM70 183V184H69ZM99 183V182H98ZM122 183V184H121ZM126 183V182H125ZM146 183H150V184H146ZM157 183V182H156ZM15 184H17V185H15ZM53 184V185H52ZM63 184V183H62ZM76 184V183H75ZM132 184V185H133ZM21 185V186H20ZM26 185H28L27 187L29 188V186L31 185H33L32 187H30V189L32 190V191H30V189H26L25 187H26ZM48 185H51V186H49L48 187ZM57 185V184H56ZM59 185V184H58ZM82 185V186H81ZM91 185H92V187H91ZM112 185H114V186H112ZM139 185V186H138ZM148 185H149V187L150 188H148ZM164 185H165V183H164ZM167 185V184H166ZM6 186V187H5ZM15 186V187H14ZM42 185H40L38 188H43V187H41ZM109 186V187H108ZM34 187V188H33ZM64 187V188H63ZM71 188L72 190H68V189H66V188ZM80 187V188H79ZM81 187L84 189V190H82L81 189ZM135 187H136V189L137 190H134L135 189ZM140 187V188H139ZM153 187V188H152ZM155 187V188H154ZM9 188V189H8ZM59 190H58V189ZM61 188H63L64 189V191H68V194H69V191H70V193H71V191L73 192L74 190V192H76V194L73 192V195L71 196V195H68L66 192H65V194L64 195H67V197H65L64 198V195H62L61 194V192L60 191H63ZM87 188V189H86ZM93 188V189H92ZM97 188V190H95ZM110 188V189H109ZM141 188L143 189L142 191H141V193H139V191L141 190ZM158 188H160V190H152V189H158ZM163 188H165V186L163 187ZM24 189H26V191H24ZM35 189V190H34ZM40 189V190H41ZM61 189V190H60ZM82 190V191H79V190ZM90 189H91V191H92V194H91V191H90ZM13 190V191H12ZM132 190H134V191H132ZM20 191H21V193H20ZM34 191H36L34 194H33V192ZM54 191H55V193H57L56 195H53L51 198H48L49 196H51L53 193H54ZM64 191L62 192V193H64ZM110 191V192H109ZM132 191V192H131ZM159 192V191H161L162 193H163V195H162V193H161V195L163 196L162 197V200L164 201V204H161L163 207H162V209H163V211L164 212H162L161 213V210H160V213L158 214V216L161 218V220H159L158 218H156V219H154V215H157V214H153V212L152 211H155V210H157L158 208H160V206L159 207H155V210H154V208H153V210H152V206L154 207L155 205H152L153 204V202H155L156 201V199L158 198V195L160 196V194H157L156 196H157V198L154 196L155 194H154V192ZM27 192H29V193H27ZM52 192V194H50ZM60 192V193H59ZM102 192V194H100ZM144 192H145V194H144ZM26 193H27V195H26ZM37 193V197L36 196H34L35 194ZM39 193V194H38ZM109 194V196H107L106 194ZM111 193V194H110ZM148 193L150 194V193H153L152 195L153 196H151V198H150V195H148ZM5 194V195H4ZM22 194V195H21ZM29 194H30V197L32 198V202L30 201V197H29ZM103 194H105V196H107V198H103ZM144 194V195H143ZM166 194V193H165ZM4 195V196H3ZM10 195V196H9ZM24 195V196H23ZM75 195V198L73 197ZM77 195V196H76ZM32 196H34V198L36 199V200H34L33 199V197ZM48 196V197H47ZM59 196H61V197H59ZM3 197V198H2ZM13 197V198H12ZM26 197V198H25ZM41 197H42V195H41ZM113 199H112V198ZM153 197V198H152ZM156 199H155V198ZM38 198V199H37ZM54 198H57V199H54ZM109 198H111V204H112V206L111 207H109L108 205H106L108 202L110 203V199ZM49 199H51V200H49ZM74 199H76V200H74ZM80 199H81V203H82V201H83V204L85 205L84 207H85V209H86V212L83 210L84 208H83V204H81V205H79L80 204ZM142 200L143 202H145V203H147V205H146V208L144 207V209H142V207L144 206V203H142L140 200ZM152 199H155V200H153V202H152ZM164 199H165V197H164ZM13 200V201H12ZM23 200V201H22ZM25 200V201H24ZM34 200V201H33ZM41 200V199H40ZM40 200L38 201V202H40ZM79 200V202H77L76 203V201H78ZM103 200L105 201V203L103 202ZM138 200V201H137ZM22 201V202H21ZM28 201H30V202H28ZM42 201H43V203L45 202L44 200H43V198H42ZM75 201V202H74ZM133 201H135V203H133ZM159 201H161V200H159ZM163 201H161V203L163 202ZM20 202V203H19ZM25 202V203H24ZM26 202H27V204H26ZM34 202L37 204L36 206H35V204H34ZM103 202V203H102ZM130 202H132L131 204L132 205H130ZM137 202L139 203L138 205H139V207H141V209L139 208V207H137V205H136V207H135V204H137ZM23 203H24V205H23ZM31 205H30V204ZM56 203H58L57 201H56ZM58 204V205H63V204ZM67 203V204H68ZM108 203V204H109ZM142 203V204H141ZM26 204V205H25ZM54 203H52V205H53ZM141 204V205H140ZM154 204H156V203H154ZM32 205H34L33 207H31ZM39 205V206H38ZM45 206H44V208L46 207L47 208V206H46V204H44ZM73 205V204H72ZM71 205V206H72ZM127 205H128V203H127ZM134 205V206H133ZM149 205H150V207H149ZM157 205H159V204H157ZM156 205V206H157ZM57 207L56 205H53V206H50V207ZM66 207L63 209L65 212H60V213H66V214H72L71 212H73L72 210L71 211H69V209L67 208V205H65ZM70 205L68 204V207H69ZM70 206V207H71ZM80 206H81V209L79 210V208H80ZM107 206V207H106ZM131 206H133L132 207V209H131ZM36 207V208H35ZM50 207H48V208H50ZM69 207V208H70ZM127 207V206H126ZM24 208H26V209H24ZM31 208V209H30ZM42 208V207H41ZM58 209L57 210H61V209H59L60 207H57ZM83 208V209H82ZM103 208H102V210H103ZM104 208V210H106L105 212L107 213V209H105ZM28 209V210H27ZM51 210H52V208H50ZM49 210V209H48ZM47 210V211H48ZM53 210H56V209H53ZM52 210V211H53ZM103 210V211H104ZM22 211V212H21ZM51 211V212H52ZM77 211L80 213H78V214H76L77 213ZM99 211V212H98ZM145 211V212H144ZM151 211V212H150ZM158 211V210H157ZM19 212V213H18ZM34 212V211H33ZM42 212V211H41ZM58 213L59 211H54V213ZM83 212V213H82ZM85 212V213H84ZM109 212H108V214H109ZM122 212H124V214H125V216L124 215H122ZM134 212H136V213H134ZM17 213V214H16ZM35 213V212H34ZM42 213H44V212H42ZM101 214H103L104 215V213H102V212H100ZM119 213V214H120ZM152 213V214H151ZM157 213V212H156ZM76 214V215H75ZM82 214V215H81ZM85 214V215H84ZM109 214V215H110ZM165 214V215H166ZM2 215V216H1ZM6 216V217H4V216ZM78 215V216H77ZM112 215V214H111ZM115 215L114 216H111V217H115ZM164 215V216H165ZM81 216V217H80ZM122 216V218H120V217ZM157 216V217H158ZM4 217V218H3ZM80 217V218H79ZM147 217V218H146ZM83 218L82 219H80L78 222L76 221L75 223H77V225H74V228H80V229H82L83 227V231L86 229V227L88 228V226H89V223L87 224V219H86V221H83V223L85 222L86 224L84 225L83 223V225H81V223L80 222H82V220H83ZM116 218V217H115ZM121 219L122 221H123V219H125L126 221V223L124 222V225L122 224L123 222L121 221V220H119V219ZM128 218V219H127ZM133 218V219H132ZM146 218V219H145ZM144 219V220H143ZM146 220V221H145ZM149 220V221H148ZM2 221V222H1ZM127 221L130 223L129 225L127 224ZM144 221V222H143ZM158 221H160V222H158ZM138 222V223H137ZM3 223V224H2ZM15 223V222H14ZM157 223V224H156ZM12 224V225H11ZM16 224V223H15ZM74 224V223H73ZM125 224H127V227L125 226ZM163 224H162V226H163ZM167 224V223H166ZM19 225H21V224H19ZM87 225V226H86ZM131 225H135L134 227L133 226H131ZM9 226V227H8ZM13 226H16V228L15 227H13ZM86 226V227H85ZM125 226V227H124ZM152 227V225L150 224V225H148L147 227L149 228V227ZM22 227H23V225H22ZM122 227H118V229L119 230H122V229H120V228H122ZM132 228V229H130V228ZM157 227V226H156ZM155 227V228H156ZM160 227V226H159ZM159 227H157V229L159 228ZM166 226H164V228H165ZM24 228H26L25 226H24ZM155 228H153L155 231H156V229ZM11 229V230H10ZM16 229V230H15ZM18 229V230H17ZM23 229V230H22ZM80 229H78L79 230V232L81 233L82 232V230H80ZM130 229V230H129ZM144 229V230H143ZM152 229V228H151ZM26 230V231H25ZM75 230H77V229H75ZM128 230H129V232H128ZM132 230V231H131ZM147 230H149V229H147ZM8 231V232H7ZM15 231V232H14ZM30 231V232H31ZM127 231V233L126 234H128L129 236H127L126 234H125V232ZM151 231V233H153ZM5 232V233H4ZM122 232V233H121ZM146 232V233H145ZM148 232V233H147ZM76 233H78L77 231H76ZM167 233V232H166ZM31 234L32 233H30V235L28 234V237H30L31 236ZM27 235V234H26ZM140 235V236H139ZM166 235V234H165ZM16 237V236H19V237H16L15 239H14V237ZM122 236V235H121ZM9 237V238H8ZM25 237V236H24ZM27 237V236H26ZM28 237H27V240H28ZM160 237V238H159ZM162 237V238H161ZM164 237V238H163ZM6 238H8L7 240H6ZM137 238L138 239H140V238H142L141 240H139V241H137ZM11 239V240H10ZM14 239V240H13ZM30 239H32L31 237H30ZM151 239V240H152ZM32 241H33V239H32ZM148 241V240H147ZM157 241H159V242H157ZM29 242V241H28ZM74 242V241H73ZM144 242H142V244H145ZM4 243V244H5ZM120 243V244H121ZM9 244H8V246H9ZM29 244V243H28ZM72 244H75V245H73L74 247L73 248H75V246H76V243H71V246H72ZM140 245V247H139V245ZM153 244V245H152ZM0 245V246H1ZM138 245V246H137ZM6 246V245H5ZM122 247V248H121ZM139 247V248H138ZM148 247H150V248H152V250L150 251V249L148 248ZM72 248V249H73ZM148 248V249H147ZM0 249H1V247H0ZM76 249V248H75ZM75 249H74V251H75ZM135 250V251H134ZM144 250V251H143ZM45 250L43 249V247H40V249H39V254H41L42 253V255H39V257H36V259H39V258H41V260L43 259V263H41V264H46V257H45V255H46V253L44 252ZM72 251V250H71ZM1 252V251H0ZM76 252V251H75ZM137 252V254L139 255L140 254V252H141V254H140V257H139V259L137 258V254H135ZM72 253V252H71ZM70 253V254H71ZM73 254V253H72ZM134 255V257H136V259L137 260H134V259H131L132 258V256ZM132 255V256H131ZM14 257V256H13ZM12 257V258H13ZM26 259H27V261H26V263H29V262H31V259H33V257H29V256H24ZM11 258V259H12ZM9 258H7V260H8ZM18 259V258H17ZM1 260V259H0ZM6 260V259H5ZM5 260H3L4 262H5V264L7 263L8 264V261L6 262ZM18 260H21L20 258L18 259ZM17 260V261H18ZM24 260V258H22V261ZM13 262H14V264L16 263H19V262H17V261H14V260H12ZM20 262V263H22L23 264V262ZM24 261V262H25ZM37 261H39V260H37ZM36 261V262H37ZM130 261V262H129ZM2 261H0V264H3V263H1ZM35 262V261H34ZM12 262L10 261V264H11ZM25 263V264H26ZM29 264H31V263H29Z\"/></svg>","mask_w":264,"mask_h":264}]
</instances>
